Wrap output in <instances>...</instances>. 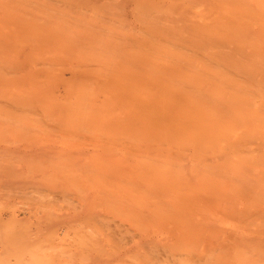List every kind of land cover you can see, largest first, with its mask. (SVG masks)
<instances>
[{"label": "rangeland", "instance_id": "rangeland-1", "mask_svg": "<svg viewBox=\"0 0 264 264\" xmlns=\"http://www.w3.org/2000/svg\"><path fill=\"white\" fill-rule=\"evenodd\" d=\"M82 1H84V3ZM82 1H80V0H65V2H64V0H40V1L39 0L38 1L37 0H35V1L34 0H26V2H25V0H7V2L6 1L3 2V0H0V2H1L0 3V68L1 67L4 68L2 70L0 69V90H1V92H0V122H1L0 123V132H1L0 133V264H36V263L40 264V262L42 264V260L40 259V257H38L37 254H39L40 251H43V253H45L44 250L45 251L47 250V253L49 254V255L48 254L45 255L48 257V260H49L48 263L49 264H129V263H127L129 261H130V264H156L155 262H157V264H160V263L161 264H166V263L167 264H182V263L183 264H187V263L188 264H204V262H205V264H206L207 262L204 261L205 259L203 260V258H205V257H206L207 261L209 260L208 264H211V263L212 264H238V263L240 264V260H241V264L244 261L247 262L248 264H251V262H253L252 260H254V261L256 260V263L264 264V254H262V253H264V224H262V223H264V220L261 219L262 217H264V205H262V204H264V190H262V188H264V177H240V176L239 177H237V176L236 177H227V175H225L224 169H221L219 167L220 165H222V167L225 168V170H226V166L229 163L228 160H230L228 157V155H229L228 153L230 152L229 151L231 148L230 143H231L232 139H234L239 144H244L242 146L246 147L247 149H254L255 148L256 151H259L261 149L264 150V142H262V140H264V131H261V128H257L256 122L255 123H251V122L247 123L250 120L246 122L247 119H249L252 116H255V115H252V114H254V112L250 111V110L254 111V105L258 104L255 101H259L258 97L256 96L257 97V99H256V97L254 96L255 93L257 95L258 91H260V90L264 91V85H262V84H264V76H262V75H264V70H262L264 68H261V66H260V65H264V58H262V60L260 58V57H264V34H262V32H264V30H261L258 27V24H257L258 22L256 23L255 20L254 21L252 20L253 18H255L258 21V18H259L258 15H249V19L251 17L252 21L247 18L248 15H246L247 16L246 18H244L245 15L244 16L242 15L243 17L240 16V17H242L241 19L244 18L246 21H248V23H247V26L245 27L247 30L244 28H240V30L241 29L242 30L239 31V29L237 30L238 25H236V23L234 21L236 19H234V20L232 19V18H236V15H231L232 18L231 17L229 18V16L226 15V19H227V16H228L230 21L232 19V21H234L236 27L232 26L233 28L230 27V30H229V27L226 24V23L229 24V22L225 23V25L228 27V29H226L222 25V23L226 19L222 15L223 10L221 9V7H219L221 3H219L218 0H204L206 2H204L203 0H199L200 1L199 3L203 4L202 6H204L203 8H199V9L201 10V9H204L206 7V9L207 8L209 9V11H207V13L210 12L211 15L209 13H208L209 15H204V14L201 15L200 13H198L200 11L199 9L197 12L196 6H195V8H196V12L198 14L196 12L195 13L193 12V10H195V8H193V7L191 8V5L192 4L195 5L196 2H198V0L197 1H195V0H191V1L190 0H188V1L187 0H182V1L179 0V3L181 1L182 3H180V4H182V5H180L178 2H175V0H171V1H169V0H162L161 1L160 0V2H161L160 5H159V3H157L158 0H118V1L117 0L116 1L115 0H82ZM176 1H178V0H176ZM80 2H82L84 5ZM87 2H88V5L86 4ZM145 2L150 3V5L153 4V5H151L153 7V9L157 8L158 10H161L162 12L164 11L163 12L164 15L163 14L160 15L159 12H161V11H159L158 13L152 12V15H150L151 12H149V13L144 12L145 14L142 11L140 12L139 8L141 6H142V8L145 7L143 10L146 9V11H148V10L153 11V9H151L152 7L150 5H148V3L146 4ZM171 2L174 3V4H172L173 8L176 7V5H178V4H179V6H177V8L173 9L170 5ZM18 3H19V5H18ZM199 3H198V5H200ZM31 4H33V6H31ZM145 4H146V6L147 5L148 6L146 7ZM161 4H163L164 6ZM204 4H206V5H204ZM9 5H11V6H9ZM22 5H23V8H22ZM173 5H175V6H173ZM161 6L164 8H162ZM187 6L189 8H187ZM211 6H213V7H211ZM215 6H218V8ZM100 7H102V8H100ZM136 7H138V9ZM157 9H156V11H157ZM166 9H168V10H166ZM187 9H189L190 11ZM169 10H171V11L175 10L172 12L173 15H171V13H167V12H170ZM74 11H76V12H74ZM84 11H86V13ZM180 11H181V13H180ZM182 11H183V14H182ZM71 12H72V14H71ZM93 12H94V14H93ZM203 12L206 13L205 11H203ZM241 12H242V10H241ZM62 13H63V15H62ZM74 13L77 15H75ZM84 13H85V15H84ZM178 13H180V14H178ZM213 13H214V15H213ZM15 14H17V15H15ZM117 14H118V16H117ZM156 14H157V16L158 15L161 16V17L159 16L161 18V20L159 17L157 20ZM215 14L217 15V17L219 16L218 18H220V21H218V22L219 23L222 22L221 25L226 30H229L230 32L232 30L233 34L232 33L231 34L235 35V36L238 35V39H240V40H238L237 38L235 39V37H233L230 33H226V35H225L223 33L224 29L220 30L221 27H220L219 31L216 30V28L219 26L218 24H216L217 20H219V19L215 18L216 17ZM66 15H68V16H66ZM153 15H155V16H153ZM111 16H112V19H111ZM259 16L262 17V15H259ZM154 17H155L156 22L154 21ZM237 17H238V15H237ZM240 17H238L236 20V21H238V23H239L238 19H240ZM139 18L142 19L143 21H141ZM211 18H212V20H213V18L217 19V20H215L216 23L214 22V20L211 22ZM138 19H139V21H138ZM170 19H172V20H170ZM223 19H224V21H223ZM81 20L83 23V25H82L83 28H81V24H82ZM167 20H169V21L167 22ZM26 21H28V23ZM159 21H162V24H160L161 22L159 23ZM226 21H228V20H226ZM243 21L244 20H241L240 25H242ZM246 21H244V22L246 23ZM174 22H176L177 24ZM204 22H205V24H204ZM249 22L252 23V26H250ZM254 22H255V24H254L255 26L253 25ZM165 23H167V24L165 25ZM179 23H180V26H179ZM50 25H52L54 27H52ZM145 25L149 28L145 27ZM159 25L160 26L165 25L168 27H166L167 29H165V27H160ZM229 25H231V24H229ZM211 26H215V28L213 29ZM244 26L242 25V27H244ZM169 27L174 29L175 31L169 29ZM173 27H176V28H173ZM179 27H181V28H179ZM163 29H164V31H163ZM76 30H78V32ZM169 30H171V31H169ZM107 31H109V32H107ZM182 31H184V32H182ZM201 31H202V33H201ZM236 31L238 32V34L235 33ZM242 31H243V33H242ZM246 31H249V32L247 33ZM63 32H65V33H63ZM75 32H77V34ZM240 32H241V34H240ZM101 33H102V35H101ZM122 33H124V34H122ZM144 33H146L148 35H146V34L144 35ZM180 33H181V35H180ZM198 33L199 34L201 33V34L199 35ZM167 34H168V36H167ZM228 34H229L228 38L233 37L235 39V41L233 40V38H231L233 41L231 39L226 38V36ZM239 34H240V37H239ZM24 35H25V37H24ZM26 35L28 38L26 37ZM198 35H199V37H197ZM230 35H231V37H230ZM42 36H43V38H42ZM203 36H205V37H203ZM212 36H214V37H212ZM220 36H222L221 39H220ZM49 37H51L52 39ZM82 37H84V38H82ZM195 39H196V41H195ZM211 39L213 40V42H211L212 41ZM215 39L216 40L219 39V40H217V42H216ZM31 40H32V42H31ZM177 40H179V42ZM220 40H221V43H223V44L225 43V45L224 46L222 44H221V46L219 45L220 49H218L219 47H216L217 45L214 46V43L215 42L218 43V41H220ZM225 40H227L228 43L231 41L230 44L232 43L231 44L232 46H230V45H228V46H230L232 49L229 48V50H231V51H228V47H226L224 52L221 53V51H223V49L221 47L225 48V46H227V44H228ZM237 40H238V42L236 44ZM223 41H225V42H223ZM251 41H252V43H251ZM74 43H76V44L74 45ZM191 44H192V46H190ZM207 44H210V46H208ZM102 45L103 46L105 45L104 46L105 48ZM110 45H111V47H110ZM211 45L216 47V49L213 47H212L213 49L210 48ZM117 47H119V48H117ZM163 47H165V48H163ZM174 47L175 48L177 47V48L174 49ZM33 48H34V51L36 50L35 53H33L34 52ZM58 48H60V49H58ZM109 48L112 50L109 51ZM179 48H180V50H179ZM38 49L40 50V52ZM255 49H257L259 52H257V50H255ZM91 50H92V52H91ZM173 50H175V51H173ZM210 50L211 51L214 50V51H212V55H210L211 54ZM215 50H218V51H215ZM61 51H63L64 53ZM93 51H94V53H93ZM95 51H97V52H95ZM105 51L106 52L109 51V52L106 53ZM164 51L167 54L164 53ZM238 51H239V53H238ZM173 52H175V53H173ZM240 52H242V53H240ZM114 53L118 54L120 56L117 57V55H115ZM183 53H185V55H183ZM195 53H197V54L200 53L198 55L199 57L196 56L197 54L195 55ZM224 53H226V57H225ZM108 54L111 56L108 57ZM113 54L115 55V57H112V56H114ZM164 54H166V55H164ZM170 54L173 55V58ZM231 54H233V55H231ZM256 54H258V56ZM41 56H42V58H41ZM126 56H127V58H126ZM132 56H134V57H132ZM220 56L223 58H221ZM183 57H185V58H183ZM209 57L210 58L212 57L213 59L211 60ZM53 58L56 60H54ZM105 58H106V60H105ZM160 58L163 60V62H162V60H160ZM175 58H177V59H175ZM182 58L184 60H182ZM215 58H219V59H215ZM38 59H40V60H38ZM74 59H75V61H74ZM116 59L117 60L121 59V60L117 61ZM178 59H179V61L180 60L181 61L179 62ZM209 59H210V61H209ZM214 59L218 60L216 62L217 65L223 64L224 67L222 65L221 66L223 68H221V67L219 68L218 66L216 67V64H214L215 63ZM57 60H58V62H56ZM159 60H160V62H159ZM234 60H235V62H234ZM236 60L238 61V63ZM253 60L256 63H258L257 65H259L261 69L259 68V66L257 67V65L254 64ZM40 61H41V63H40ZM43 61L44 62L47 61V62L44 63ZM211 61L212 62L214 61V63H212ZM250 61H251V63H249ZM261 61H262V63H261ZM210 62L212 64H210ZM239 63H241V64H239ZM41 64H43V65L41 66ZM175 64L177 67L175 66ZM204 64L208 65V66H206V69L208 67L207 70H205V67H203ZM102 65H103V67H102ZM186 66H188V67H186ZM5 67H6L7 71L5 70ZM105 67H106V70H105ZM148 67H150V68H148ZM77 68H79V69H77ZM97 68H99V69H97ZM146 68L148 69L147 71H146ZM199 68H200V71H199ZM209 68H211V69H209ZM212 69H216L214 71V75H213ZM53 70H54V73H53ZM208 70H210L209 73L212 74L213 76L208 74V72H207ZM220 71L222 73L221 74L222 77L220 76ZM15 72H17V73H15ZM33 72H34V75H32V78H31V74H29V73H33ZM198 72H199V74H196ZM55 73H57V74H55ZM107 73H109V74H107ZM200 73H201V75H200ZM215 73H216V75H215ZM223 73L225 76L223 75ZM6 75H8V76H6ZM123 75H125V76H123ZM226 75L230 76L232 78H230V77L227 78ZM113 76H114V78H112ZM198 76L200 78L202 77V79H200ZM205 76L209 77L208 81L211 78L212 79L209 82L207 81V79H204V80H206L204 82L203 78ZM217 76L221 77V79L220 78L218 79ZM223 76L226 79H229V82L231 81V79L234 82L233 83H227V82L223 83L222 82L223 79H224V82L226 80ZM246 77H247V79H246ZM10 78L11 79L14 78V79L10 80ZM33 78H34V80L37 79L39 82L34 81ZM215 78H216V80H215ZM241 78L242 79L245 78V79L242 80ZM15 79H16V81H15ZM76 79H77V81H76ZM111 79H113V80H111ZM114 79H115V81H114ZM176 79H178L179 81ZM109 80H110V82H109ZM201 80H203L201 82L203 84L201 86H199V84H201V83H199ZM213 80L215 83H213ZM30 81L34 82V83H31ZM79 81H81V82H79ZM116 81H118V82L116 83ZM216 81L219 83H222V85L217 87V85H220V84L217 83V85H216ZM174 82L175 83L177 82V83L173 84ZM69 83L72 84L71 87H70ZM179 83H180V85H179ZM234 83H235V85L237 84V86L232 85ZM244 83H246V84L244 85ZM33 84H35L36 86ZM113 84L116 87L118 86L120 88V90H118L119 89L118 87L116 88L115 86H112ZM138 84H139V86H138ZM186 84L191 85L192 87L189 86L190 88H188V86ZM224 84H227L226 85L227 89L225 88ZM228 84L231 85L232 87L229 86ZM30 85H31V88H33V89L30 88ZM32 86H35V88ZM46 86H47V88H46ZM177 86H179V87L176 89ZM186 86H187V88H186ZM228 86H229V88H228ZM238 86H240L241 88H237V91H235L234 89H236V87H238ZM242 86H244V88ZM246 86L248 87L249 91H250V87L251 88L254 87V89L256 88L258 91L255 89L257 92L253 91V93L254 92L255 93L252 94L251 96L248 95V97H247L245 94V91H246V93H249V92H247V90L244 91V89H247ZM90 87H94V88H90ZM198 87H201V88L203 87L202 90H200V91H202L201 93L198 91V93L195 94L196 96L193 93L190 94V96L194 95L195 97H197L198 95H201V96H198L199 98L197 97L198 99L193 98V96L189 97V95H185L186 90H187V93L189 92L190 89H194V91L193 90L192 91L195 92V90H199ZM219 87L220 88L223 87L221 89V91H220V89H218ZM70 88H73V89H70ZM173 88H175V89H173ZM182 88L186 89V90H184L185 93H184V91H182L183 90ZM215 88H217V89H215ZM224 88H225V91L223 90ZM231 88H234V89H231ZM30 89L33 91V93H34V91H36L34 93V95H32L33 93ZM121 89H122V91H121ZM81 90L82 91L84 90V92H81ZM241 90H243L242 92L244 94L241 92ZM79 91L81 93H79ZM146 91H148L147 92L148 94L146 93ZM203 91H207V92L209 91L210 95L207 92H203ZM231 91H235V94H234V92H231ZM238 91L243 95V96L242 95H240V96L243 97L244 99H246V103L241 104L242 103V101H241V103H239V105L235 107L234 104L240 101V96L238 97V95L240 93ZM150 92L151 93L153 92L154 97H152ZM37 93H38V95H37ZM49 93H51V94H49ZM78 93L81 95H79ZM232 93H233V95H231ZM30 94H31V96H30ZM40 94H41V97H39ZM56 94H58V95H56ZM82 94H85V95H83L84 99L83 100L78 99V96H79V98L82 99ZM207 94H208V96H207ZM250 94H251V92H250ZM49 95H51V96H49ZM53 95L55 98L52 97ZM143 95H144V97H143ZM147 95H149L150 97L148 98ZM203 95H205V96L203 97ZM214 95H215V97H214ZM66 96H67V98H66ZM155 96H157V97H155ZM186 96H188V97H186ZM210 96H212L213 98L211 97V99H210ZM35 97H36V99H34ZM94 97H96V98H94ZM200 97H201V100H200ZM249 97H250V99L255 97L254 101L249 100L250 102H248L247 99ZM19 98H21V99H19ZM40 98H41V100L42 99H44V100L41 101ZM110 98H111V100H110ZM187 98H189V99H187ZM190 98H193V99H190ZM219 98L220 99L222 98L221 99L222 102H224V103L226 102L225 104L227 105L228 108L225 107L224 103H223L224 106L221 104L222 102H220L221 100ZM235 98H236V100H235ZM37 99H38V101H37ZM76 99H77V101H76ZM105 99L108 101H106ZM130 99L132 101H130ZM173 99L177 103L175 105V102H172L173 103V106H172V105H170V103H171V101H173ZM218 99L220 100L219 106L221 105L223 107L218 106L219 102L216 103V101H218ZM89 100H91L92 102ZM127 100H129V101H127ZM241 100H242V98H241ZM2 101H4V102H2ZM20 101H21V103H20ZM67 101H69V102H67ZM71 101H73V102H71ZM104 101L107 103V105ZM134 101H135V103L139 102L138 104L136 103L137 105H139L138 107L136 104L134 105ZM178 101L181 103V105L178 104ZM197 101L203 102L204 105L206 104V106H208L209 108L208 107L202 108L203 103H199ZM212 101H214V102H212ZM45 102H46V105H45ZM64 102H67V103H64ZM162 102H163L166 110L170 109L169 111H171V112H168V114L170 113V115L171 114L173 115L175 112L178 111V113H175L176 116L173 117V122L172 121H171V123L169 122L171 125L169 123H166V121H165V120H167L166 118L163 119V117H165V116L167 117V115H165L166 111H164V109H163L164 107H163ZM231 102H233L234 104ZM131 103H133V104H131ZM243 103H244V101H243ZM124 104H127L130 107L127 105H124ZM195 104H196V106H195ZM72 105H73V107H72ZM174 105H175V107H177V105H178V107H180V109L182 107H184L186 109V107L188 106V108L191 111L189 109L188 110L186 109L185 111H190V112H188V114L185 113V111H184L185 114L181 113L179 110H177L178 108L176 109L174 107ZM48 106H50L49 107L50 109L48 108ZM52 106H54V109ZM89 106H91V107H89ZM92 106H93V108H92ZM110 106H112V107H110ZM106 107L109 109H104ZM113 107H114V109H113ZM168 107H171V108L174 107L175 108L174 113H173L172 109L168 108ZM230 107H232V108L230 109ZM137 108L140 110L139 114H140V112L142 113L143 111L146 112V113L145 112L142 113L143 117L141 116L142 117L141 120H143V118H144V120L146 122L144 120L143 121L139 120L140 115L137 113L138 112ZM144 108H145V110H144ZM218 108L223 109V111L221 109H218ZM18 109L19 110L22 109L23 111L21 110L20 112H18L19 111ZM102 109H104V110H102ZM202 109H203V111H202ZM6 110H8V111H6ZM48 110H50V111H48ZM96 110H98V111H96ZM159 110L164 111L163 113H165V114L163 115V117H161V115L163 113H161V111H159ZM181 110L183 112V109H181ZM208 110L209 111H215V114L213 113L215 116L213 117V115H212V117H210L211 114H209L207 112ZM248 110L250 111V114L247 113L248 114L247 115L246 112ZM2 111H3V114H2ZM51 111H53V112H51ZM128 111H130V112H128ZM153 111H154V113H153ZM216 111H217V113H216ZM226 111L230 112V113H226L227 116L224 115ZM235 111L237 113L240 111L242 114H244V113L246 114V115L242 116V117L245 116L246 120H244L245 118L244 119L242 118L241 119L242 121H241L239 118H240V115H242V114L239 115V113H238L239 118H237V119L241 122H243V120H244L247 123V125H246L244 122V124L246 126H248L250 124V126H249L250 128L246 127L245 125L243 127L242 123L240 125V128H237V127H239L240 122L238 123V126L234 127L232 125L234 128L233 127L228 128L229 124L226 125L227 123H230V125H231L234 122L233 124L236 125L237 123L235 121L238 122L237 119H234L236 115L234 116V118L232 116V112L235 113ZM27 112H29V113L32 112L31 115L32 114L35 115L34 114V112H35L36 115H35V117L33 115L31 116ZM98 112H99V115H98ZM119 112H120V114H119ZM158 112H160L161 114L160 113L158 114ZM179 112L181 114H179ZM262 112H264V111H262ZM197 113H198V115H197ZM135 114L139 115V116H136ZM182 114H184V116L187 114L186 117H188L189 119L184 117ZM229 114H231L230 119H229V116H230ZM18 115H20V116H18ZM37 115L40 118L39 117L37 118L36 117ZM188 115H190L191 117ZM216 115L218 117H216ZM249 115H251V116L249 117ZM22 116H24V117H22ZM102 116H104L103 117L104 119L102 118ZM30 117H33L35 119L30 118ZM137 117H138V120L142 124L139 121H137ZM157 117H161L160 118L161 123L159 122V119ZM170 117H172V116H170ZM176 117H178L180 120H178V118H176ZM215 117L218 120H220L221 122L223 121L222 124L226 123L225 125L223 124L221 126L220 122L216 120V122H219V124H216V125H220L221 127L224 126L222 128L225 130V134H223L224 136L220 133L218 134L217 132H215L217 130H214V129H212V133H211V134L217 133L216 135L215 134L214 135L215 136L219 135V137H221V138L223 137L222 139H226V142L223 144L222 143L220 144V142L225 141V140H221V138H219V137H217V141H215L216 137L215 138L211 137L209 139L208 135H210V134H208L207 131H210V130L207 129V131H204L203 127H202L203 122H204L203 119L205 120V123H206V121L208 122L209 120H211V118L213 119ZM219 117L221 119H219ZM41 118L44 120H42ZM50 118H51V120H50ZM174 118H175V120H174ZM231 118H233L232 119L233 121L231 120ZM25 119H28V121L27 120L25 121ZM59 119H61V120H59ZM108 119H109V121H108ZM133 119H134V121H133ZM170 119H172V118H170ZM176 119H177V121H176ZM190 119L192 121L194 120L193 121L194 123L191 122ZM39 120H40V122H38ZM91 120H92V123H91ZM102 120H103V122H102ZM105 120L108 122H106ZM128 120H131V121H128ZM198 120H199V122H198ZM213 120L215 121V119H213ZM43 121H45V122L49 121L50 123L49 122L48 123L46 122V123L50 124V127L48 128L49 125L46 126V123ZM162 121H164L165 123ZM32 123H33V125H32ZM34 123H36L37 125H35ZM39 123H40V126H42V129H40ZM42 123L43 124L45 123L46 127L44 129H43L44 126L42 125ZM19 124H20V126H19ZM86 124H88V125H86ZM155 124L158 125V129H157ZM165 124L169 125L168 129H167ZM213 124H214V122H212L211 124L209 122L210 126H213ZM253 124H256V125H253ZM25 125H26V127H25ZM28 125H30L29 126L30 128L27 127ZM34 125L36 126V128ZM71 125H72V127H71ZM95 125H97V126H95ZM99 125L102 127H99ZM91 126H92V128L93 127H99V128L98 129L94 128L95 130H92ZM107 126H108V128H107ZM196 126H197V129L201 130L200 132H198V130H196ZM86 127H89V128H86ZM204 127L206 128V125H204ZM241 127H243L244 130ZM26 128H28L29 130ZM76 128H78V129H76ZM110 128L112 130H109ZM216 128H218V126H215V129ZM103 129H105V132ZM171 129L174 131H172ZM228 129H229V131H228ZM232 129L238 130L240 132V133L238 132L239 136L242 134L243 135L245 134V136L242 135L243 139L240 138L241 136L238 137V135L236 134L237 133L236 130H234V132L232 131L234 135L232 134V136H231L230 130H232ZM245 129H247L250 133L247 132L248 133L247 134ZM62 130H66V131L63 132ZM179 130H180V132H179ZM255 130H256V132H253ZM2 131H4V132H2ZM52 131H54V132H52ZM196 131L198 133H201V134H199L200 137L204 136L205 138H200L199 136H197L198 134L196 133ZM220 131L222 133H224L223 130L220 129L219 132ZM244 131H245V133H243ZM115 132L116 133L118 132V133L116 134ZM142 132H144V133L146 132V133L143 134ZM177 132H179V133L177 134ZM62 133H64V134H62ZM194 133H196L197 135H195ZM227 133H229L228 134L229 136L227 135ZM65 134H66V137H65ZM107 134H109V135L105 136ZM173 134H175V135H173ZM147 135H149L150 140H148L149 137H147ZM185 135H186V137H185ZM189 135L194 137L193 138L194 139V143H193L194 145L192 144L193 139ZM205 135H207L208 137H206ZM214 135H212V136H214ZM82 136L84 138H86V140L84 138H83L84 139L83 140ZM104 136H105V138H104ZM172 136H177V137H172ZM188 136H189V139L190 138L192 139L191 143L187 142ZM252 136H254V137H252ZM229 137H231V138H229ZM71 138L74 139V141ZM174 138L178 139L179 141L174 139ZM227 138H229V139L227 140ZM244 138H246L248 140H251V139L254 140L255 139L254 140L255 145L253 144V142L251 143V145L248 144L250 141L248 142V140H246ZM261 138H262V140H261ZM152 139L157 140V141L155 140L154 143H156V145H159V146L158 147L155 146V151H157L158 148L160 149V151L162 150V152L159 151L160 153H162V155H158V156H164V157H160L163 160L160 158H156V159H158V160H156L157 162L152 160V159H154V158H152V157H154V155H152L154 149L151 152L152 154L148 150H151L153 147L152 145H155V144H153V142L152 143L150 142L152 144L151 145L149 142H147V140L151 141ZM195 139H196L198 145H196ZM201 139H202V142L201 141L200 142L202 143V145L199 143V140H201ZM75 140L78 142H75ZM209 140L212 142H210ZM219 140H221V141L219 142ZM260 140H261V142H260ZM133 141H135L136 143ZM158 141H161L162 143L159 142V144H157ZM131 142H133V143H131ZM138 142H140V144H143L144 147H142V145H140V144H137ZM105 143H107V144H105ZM126 143H129V146ZM160 143L162 144V146ZM216 143H217V145H214ZM117 144L120 146H118ZM136 144L140 145L139 147L137 146L138 150L140 149V147L142 149L143 148L147 149L146 152L142 155H147V156H149V154L152 155V157L149 156L152 161L149 159H147V160H149L148 163L150 161L151 162L154 161L152 163L153 165L152 164L145 165V164H147V163H145L147 161H145L143 159V156L141 158L140 153H143L145 149L141 152L134 154L133 148L136 146ZM175 144H177V145H175ZM181 144H182V146H181ZM256 144H258V145H256ZM95 145L98 147H96ZM110 145H111V147H110ZM122 145L125 146L124 149H123ZM131 146H134V147L132 148ZM177 146L179 148V151H177L178 150ZM258 146L259 147L262 146V148L260 147V149H259ZM118 147H120V148H118ZM180 147H182L183 149L181 148L182 149L181 150ZM109 148L112 150H110ZM126 148H129V150ZM175 148H177V150ZM166 149H173V151L175 149L177 151L176 152L177 154H178V152L179 153L182 152L183 154L182 153L180 154L181 158L179 156L178 157L181 160H183V162L182 163H179L180 161L177 162V160H179V158L177 159V156H175L177 154H173L174 158H176L177 160L172 162L171 159L173 157L171 159L168 158L169 156L166 157L167 156L166 155ZM217 149H219V150H217ZM130 150L132 152H130ZM138 150H136L134 148V151H138ZM170 151H172V150H170ZM127 152L132 153V154L128 155ZM216 152H218V153H216ZM54 154H55V156H54ZM155 154H156V152H155ZM168 155H170V154L168 153ZM207 155H209V156H207ZM147 156H146V158H148ZM193 156H195V157H193ZM165 157L168 158L167 162L165 161L166 160ZM207 157H209L211 159H209ZM74 158H76V159H74ZM37 159H40V160L38 161ZM207 159H208V161L209 160L211 161V162L209 161V163H211L212 165L214 164L213 167L210 164L211 166H209V168L211 170L213 169L214 171L216 170L217 172H219L218 174L216 171H215L216 173L212 171L213 172V175H212L210 169L208 168V165L206 166L208 168L207 170H206V168H204L205 166H203L202 164H204V165L208 164ZM171 162H172V164H171ZM192 162L194 164L197 162L196 166L200 165L199 166L200 168L193 165ZM217 162H219V164H220V162H222V164H220L218 166ZM238 162L239 161H235L234 163H238ZM164 164H165V166H164ZM174 164L176 165V167ZM231 164L232 163H230V165ZM156 165L160 166L162 170H160L159 168L158 169L155 168ZM237 165H236V167H237ZM147 166H149V167H147ZM249 166H250V164L247 165V167H245L244 169L242 168V170H240L241 169L240 166H239L240 168L237 167V169L239 168L238 170H240L238 173H240V175H242V176H248V174H246V173H247ZM67 167L68 168L70 167V168L68 169ZM77 167H78V169H76ZM233 167H235V166H232V168ZM106 168H108V170ZM153 168H155V169H153ZM191 168H193V169L198 168L197 169L198 171H195ZM97 169H98V171H94ZM145 169L148 171H146ZM80 170H81V172H80ZM227 170H228V168H227ZM227 170H226V172H227ZM105 171H106V173L107 172H109V173L106 174V173H104ZM110 171L114 172V177L112 175L113 173H111ZM142 171H144V172L142 173ZM153 171L154 172L156 171V174ZM157 171H159V172H157ZM162 171L163 172L168 171L167 172L168 177H167V175L165 177L164 173H166V172H164L162 174ZM174 171H176V172L179 171L180 173H183V174H181L182 176H179L180 175L179 173H178V175H173V174H176V173H174ZM41 172H42V174H41ZM95 172H97V173H95ZM115 172L118 174V177H120V178L117 177ZM120 172H122V173H120ZM196 172H198L199 174ZM204 172H206V174H210L213 177H211V178L210 177H201L204 174ZM141 173H142L143 177L140 175ZM157 173L162 174L163 177L161 175H158ZM227 173H229V172H227ZM98 174L103 176V177L98 176ZM107 175H109V176H107ZM119 175H122V176H119ZM106 176L108 178H106ZM47 177H49V180ZM109 177H111V179ZM112 177H113V179H112ZM126 178H127V181H126ZM205 178H207V179L210 178L211 180H213L212 185H214L215 189L218 188V191L215 192V189L213 188L212 185L211 186L207 185V184L211 183V180L209 181V180H206ZM215 178L218 179L217 182H214V181H216ZM117 179L119 180V182ZM168 179L171 180V181H169V184H168L169 186L166 185L168 183ZM203 179H205V181H206V183H205L206 187L209 186L208 189H210V187L213 188L212 189V190H214L213 194L215 193V195H212V197L208 192H206L208 189L204 187V182H203L204 180ZM227 179L228 180L231 179L230 184L227 183ZM64 180H65V182H64ZM105 180H106V182H105ZM129 180H131L130 181L131 185L129 184L130 183ZM238 180H239V183H241V184L237 183ZM133 181H134V183H133L134 185H132ZM201 181L203 183H201ZM207 181H209V182H207ZM125 182L127 185L125 184ZM73 183H74V185H73ZM106 183H108V184H106ZM113 183L116 184V186ZM145 183H146V186H148V187L151 185V188L149 187V189H148V188H146V186H143V185H145ZM200 183L202 185V188L206 189V190L203 191V189H201V192L198 193V191H196L195 189H197L200 186ZM215 183H216V185H215ZM260 183H262V187L260 186L261 188L259 189V186L257 187L255 185H260ZM162 184H163V186H162ZM242 184H244V186L247 185L246 187L250 186V188H246V187L242 186ZM195 185L197 187H195ZM251 185H253L254 187ZM114 186L117 188H115ZM172 186H174V187L172 188ZM241 186L244 188L242 189ZM135 187H136V191L134 192L133 190L135 189ZM137 187H138V190H137ZM144 187H145V190H144ZM240 187H241V189H240ZM255 187H257L258 189H256ZM118 188H120V189L116 190ZM139 188L141 190H139ZM178 188L180 189L181 192H179ZM238 188L241 191H243V190L249 191V193H248V191L245 192V195H244V191H243L242 193L244 196H246L247 194H249V196L250 195L251 196L250 197L246 196L244 198L241 191H238ZM151 189H152V191H151ZM186 189L187 190L189 189L188 190L189 192H187ZM129 190H130V192H129ZM212 190H211V192H212ZM137 191H139V192L142 191V194L140 195V193H138ZM171 192H174V194ZM148 193L150 194V196L148 195ZM160 193H163V195H166V197H168V200L166 199V197L164 199V197H162L163 195ZM183 193H184V195H183ZM207 193H208V195H210V196L204 195L205 197H207L206 199L209 198L208 200L205 199V201H207V202H205V201L201 202L202 199L204 198V196H203V198H201L202 196L200 197L201 198V200L199 199L200 202L196 201V199H197L196 196L199 198V195H202V194L207 195ZM75 194H76V196H75ZM78 194H80V195H78ZM100 194L103 196L104 199L102 198V196ZM176 194H177V196H176ZM216 194H218L217 196L219 198L216 197L215 199H213L214 200V202H213L212 198H214V196H216ZM219 194L222 196V199H220ZM81 195H83V196H81ZM185 195L189 196V198L186 197ZM130 196H132V197H130ZM191 196L192 197L194 196V198H192ZM74 197H78V199L74 198ZM210 197H211V199H210ZM224 197H226L225 199L228 198L226 200V201H228V204H226ZM79 198H81V199H79ZM217 198L220 200H216ZM188 199H189V202H188ZM82 200H83V202H82ZM121 200H122V202H120ZM123 200H125L127 202V204ZM130 201L133 203H131ZM194 201H195V203H194ZM170 202H171V204H170ZM175 202H177V203H175ZM196 202H198V203H196ZM138 203H140L141 205ZM167 203H169V204L167 205ZM203 203H205V205ZM229 203H231V206L229 205ZM232 203H234V204L236 203L237 205H234ZM131 204H132V206H131ZM175 204H176V206H175ZM245 204L247 206H245ZM248 204L249 205L253 204L254 208L250 209L249 208L250 206ZM254 204H256V205L254 206ZM158 205H159V207H158ZM160 205H162V206H160ZM169 205H170V207H169ZM203 205L205 206V208ZM143 206H145L146 208L144 209ZM72 207H73V209H72ZM119 207L121 208V210ZM147 207H148V209H147ZM246 207L248 209H246ZM242 208H245L244 209L245 211ZM255 208L257 211L256 215L258 214V211H260L258 214L259 216H256L254 214L256 217H258L259 220L254 219L255 216L253 217V213L252 214L249 213L250 212L249 209L252 211ZM130 209H132V211ZM231 209H235V210H231ZM236 209H238V212ZM129 211H130V215L135 214L136 216L135 215L130 216ZM228 211L230 213H231V211L232 212L235 211V212L231 213L233 215H230L228 213ZM131 212H133V213H131ZM141 212L142 213L144 212V213L142 214ZM239 212L240 213L243 212V215L240 216ZM253 212L255 213L254 210H253ZM124 213H126L125 216H124ZM163 213H164V215H163ZM235 213H237L239 216H237ZM122 214H123V216H122ZM220 214H222V215H220ZM142 217H144L146 220ZM150 217H152V218H150ZM154 217H156L157 219ZM161 217H162V220H161ZM98 218H100V219H98ZM159 218H160V220H159ZM94 219H95V221H94ZM152 219H153V221H152ZM155 219H156V221H158L157 222L158 224L156 223ZM144 220H145V222H144ZM147 220L148 221L150 220V223L147 222ZM8 221H9V223L7 224ZM94 222H95V224H94ZM151 222H153V223H151ZM159 222L161 224H159ZM148 223L152 224V225H148ZM12 224H14V225H12ZM154 224H156L157 228H155ZM184 224L186 225L185 227H184ZM96 225H97V227H95ZM144 225L146 227H144ZM101 227H102V229H101ZM142 227H143V229H142ZM147 227L148 228L151 227V228L148 229ZM107 228H108V230H107ZM144 228H145V230H144ZM183 228H185V229L188 228V229L185 230ZM146 229H148L147 232H146ZM111 231L113 232V234ZM141 231H143V232H141ZM182 232H185V233H182ZM211 232H212V234H211ZM107 234H109L110 236H108ZM116 234H117V236H116ZM184 234L186 235V237H188L189 242L183 243L185 241V239L188 240ZM192 234L194 236L193 239H192V237H193ZM183 235L185 238L184 240L182 239ZM188 235H190V236H188ZM198 236H199V238H198ZM201 236L202 237L207 236V238L205 239V238H202ZM211 236L213 237V240L215 242H213ZM119 237H121V238H119ZM196 238H198V240ZM230 238H232L233 240ZM180 239H182V243H181ZM194 239H196V240H194ZM203 239H205L206 241H203ZM48 240H49V243L46 244L48 242ZM97 240H99V241H97ZM234 241L237 242L236 244L239 245V247L237 245H235ZM243 241H244V243H243ZM193 243H195V244H193ZM182 244H184V245H182ZM217 244L219 247L216 246ZM222 244L223 245L225 244L224 247L226 246V248L229 249L228 253L230 255L228 253H226L227 251L225 252L226 254H224V251H222L223 252V254H222L221 250L226 249L224 247H221ZM229 244L233 245V246H229ZM194 245H196V247H194ZM204 245H205V247H204ZM227 245H228V247H227ZM214 246L217 248H215ZM234 246H235V248L237 247L236 250L238 249L239 253H238V250L236 252V250L234 248L231 249ZM34 247L37 249L35 250ZM152 247L155 249L158 248V250L156 249L158 251V253L161 252L159 254L162 256L160 257L158 255V258L160 257L158 260L155 259V261H154V259H153V261H152V259L150 260V258H149L150 253H153V250H155V249L151 250ZM207 247L210 249L209 254H211V252H212V255L214 256L213 259H212V256H210L209 254H205V252L208 253ZM211 248H213V250ZM147 249L150 251V253L148 252L149 254L147 253V251H148ZM163 249H165V250H163ZM189 249H190V251H189ZM204 249L207 251H205ZM215 249H216V251H214ZM37 250H39V251H37ZM143 250H144V252H143ZM192 250H194V251H192ZM259 251H261V252H259ZM163 252H165V253H163ZM214 252H215V254H214ZM166 253H168V254H166ZM175 253H177V256H175L176 255ZM181 253H182V255H181ZM185 253H187V254H185ZM219 253H221L222 256L224 255V257L222 258V256H221V259H220L221 254H219ZM178 254H179V256H178ZM198 254H202V255H198ZM216 254H218V255H216ZM237 254H239V255H237ZM135 255H137V256H135ZM164 255L168 256V258H167L168 261H166L167 259H166V256H164ZM172 255H174V256H172ZM227 255L229 258H227ZM202 256H205V257H202ZM208 256L211 257L210 259L212 260V262L208 258ZM245 256H247V257H245ZM136 257H138V258H136ZM162 257H163V259H162ZM170 257H172V259ZM176 257L177 258L179 257L178 258L179 260L176 259ZM38 258L40 259V261ZM139 258L141 259L140 263L138 262V260H140ZM242 258H244V261ZM131 259H133L134 262H133V260L131 262ZM200 259H202V260H200ZM227 259L229 261L226 262ZM233 259H235V261ZM147 260H149L150 262ZM170 260H172V262ZM173 260H174V262H173ZM224 260H225V262H224ZM147 262H149V263H147Z\"/></svg>", "mask_w": 264, "mask_h": 264}, {"label": "bare ground", "instance_id": "bare-ground-1", "mask_svg": "<svg viewBox=\"0 0 264 264\" xmlns=\"http://www.w3.org/2000/svg\"><path fill=\"white\" fill-rule=\"evenodd\" d=\"M4 1L7 2V0H3V2H4ZM34 1H35V0H34ZM37 1H38V0H37ZM39 1H40V0H39ZM80 1H82V0H80ZM115 1H116V0H115ZM117 1H118V0H117ZM161 1H162V0H161ZM169 1H171V0H169ZM181 1H182V0H181ZM181 1H180V3H182ZM187 1H188V0H187ZM190 1H191V0H190ZM195 1H197V0H195ZM203 1H204V0H203ZM8 2H9V1H8ZM18 2H19V1H18ZM20 2H21V1H20ZM25 2H26V0H25ZM64 2H65V0H64ZM78 2H79V1H78ZM82 2L84 3V1H82ZM82 2H80V3H82ZM111 2H112V1H111ZM173 2H174V1H173ZM175 2H178V3H179V0H178V1L175 0ZM175 2H174V3H175ZM185 2H186V1H185ZM199 2H200V1L198 0V2H196L197 5H196V4H195V5H194V4L191 5V8H192V7L195 8V6H196V8H197V12H198V9H199V8H203V7H204V6H202L203 4H200ZM204 2H206V1H204ZM218 2L221 3L219 7H221V9L223 10V11H222V15H223V17H225V19H226V15H228L229 18H230V17L232 18L231 15H236V18H232L233 20H234V19L237 20V18L240 17V16H242V15H243V16L245 15L244 18H246V17H247L246 15H248V17H247L248 19H249V15H258V17H259V18H258V21H257V19H255V18H253V17H252V18H253L252 20H253V21L255 20L256 23L258 22V23H257V24H258V27H259L261 30H264V0H218ZM0 3H1V2H0ZM22 3H23V2H22ZM59 3H60V2H59ZM83 3H82V4H83ZM112 3H113V2H112ZM145 3L147 4L148 2H145ZM153 3H154V2H153ZM157 3H159V5H160V3H161L160 0H158ZM162 3H163V2H162ZM174 3L171 2V4H170L171 7H172V4H174ZM180 3H179V4H180ZM198 3H199L200 5H198ZM202 3H203V2H202ZM219 3H218V4H219ZM27 4H28V3H27ZM86 4L88 5V2H87ZM96 4H97V3H96ZM108 4H109V3H108ZM146 4H145V6H146ZM176 4H177V3H176ZM179 4L176 5V7H174V8H177V6H179ZM218 4H217V5H218ZM18 5H19V3H18ZM25 5H26V4H25ZM51 5H52V4H51ZM51 5H50V6H51ZM83 5H84V4H83ZM83 5H82V6H83ZM148 5H150V3H148ZM148 5H147V6H148ZM151 5H153V4H151ZM151 5H150V6H151ZM161 5H163V4H161ZM180 5H182V4H180ZM204 5H206V4H204ZM9 6H11V5H9ZM31 6H33V4H31ZM50 6H49V7H50ZM147 6H146V7H147ZM150 6H149V7H150ZM163 6H164V5H163ZM173 6H175V5H173ZM198 6H199V7H198ZM213 6H214V5H213ZM213 6H211V7H213ZM41 7H42V6H41ZM121 7H122V6H121ZM134 7H135V6H134ZM139 7H140V6H139ZM151 7H152V6H151ZM161 7H162V6H161ZM215 7L218 8V6H215ZM22 8H23V5H22ZM33 8H34V7H33ZM91 8H92V7H91ZM91 8H90V9H91ZM100 8H102V7H100ZM136 8L138 9V7H136ZM136 8H135V9H136ZM141 8H142V6L139 8V11H140V12H141V11H142L143 13H144V12H146V13L151 12L150 15H152V12H154V13H155V12L158 13L159 11H161V10H158L157 8H156V9H157V11H156V9H153V7L151 8V9H153V11H150V10L146 11V9L143 10L145 7H143L142 9H141ZM162 8H164V7H162ZM172 8H173V7H172ZM174 8H173V9H174ZM187 8H189V7L187 6ZM191 8H190V9H191ZM196 8H195V10H193L194 13L196 12ZM1 9H2V8H1ZM66 9H67V8H66ZM68 9H69V8H68ZM137 9H136V10H137ZM148 9H149V8H148ZM204 9H205V10H204ZM204 9H201V10L199 9L200 11H199L198 13H200L201 15H203V14H204V15H209L210 12H208L209 14L207 13V11H209V9L207 8V9H208V10H207L206 7H205ZM11 10H12V9H11ZM16 10H17V9H16ZM40 10H41V9H40ZM53 10H54V9H53ZM115 10H116V9H115ZM120 10H121V9H120ZM163 10H164V9H163ZM166 10H168V9H166ZM171 10H172V9H171ZM171 10H169L170 12H167V11H166V12H167V13H171V15H173L172 12L175 11V10H173V11H171ZM187 10H189V9H187ZM241 10H242V12H241ZM42 11H43V10H42ZM189 11H190V10H189ZM201 11H202V12L205 11L206 13H204V12L202 13ZM44 12H45V11H44ZM74 12H76V11H74ZM84 12L86 13V11H84ZM163 12H164V11H163ZM163 12H162V11L159 12L160 15H161V14L164 15ZM191 12H192V11H191ZM197 12H196V13H197ZM235 12H236V13H235ZM69 13H70V12H69ZM85 13H84V15H85ZM116 13H117V12H116ZM174 13H175V12H174ZM180 13H181V11H180ZM180 13H178V14H180ZM198 13H197V14H198ZM17 14H18V13H17ZM17 14H15V15H17ZM48 14H49V13H48ZM48 14H47V15H48ZM71 14H72V12H71ZM74 14H75V13H74ZM93 14H94V12H93ZM144 14H145V13H144ZM175 14H176V13H175ZM175 14H174V15H175ZM178 14H177V15H178ZM182 14H183V11H182ZM182 14H181V15H182ZM200 14H199V15H200ZM219 14H220V13H219ZM62 15H63V13H62ZM75 15H77V14H75ZM81 15H82V14H81ZM104 15H105V14H104ZM160 15L157 16V14H156V18H157V20H158V17H159ZM210 15H211V14H210ZM213 15H214V13H213ZM215 15H216V14H215ZM237 15H238V17H237ZM259 15H262V17H260ZM13 16H14V15H13ZM66 16H68V15H66ZM112 16H113V15H112ZM112 16H111V19H112ZM117 16H118V14H117ZM134 16H135V15H134ZM153 16H155V15H153ZM228 16H227V19H226V20H228V21H226V20L224 21V19H223V21H224L223 23H222V22H220V23L218 22V21H220V18H218L219 16L217 17V15H216V17H215V18H218L219 20L213 18L214 22L216 23L215 20H217V23H216V24L219 25V26L217 25L218 27L216 28V30L219 31V29H220V27H221L220 30H223V29H224V30H223V33H224L225 35H226V33H230V34H231V33H232V30H231V32L229 31V30H230V27H232V26H233V27H236V26H235V23H236V25H238V26H237V30L239 29V31H241L242 29L240 30V28H244V29H246L245 27L247 26L248 21H246L244 18L241 19L243 16L240 17V19L246 21V23L243 21L245 24L242 22V25H243V26L245 25L244 27H242V25H240V24H241V23H240V22H241L240 19H238V20H239V23H238V21H236V20H234V21H235V23H234V21H232V19H231V21L229 20ZM20 17H21V16H20ZM38 17H39V16H38ZM96 17H97V16H96ZM160 17H161V16H160ZM160 17H159V18H160ZM212 17H213V16H212ZM220 17H221V16H220ZM234 17H235V16H234ZM39 18H40V17H39ZM28 19H29V18H28ZM62 19H63V18H62ZM66 19H67V18H66ZM79 19H80V18H79ZM94 19H95V18H94ZM108 19H109V18H108ZM134 19H135V18H134ZM139 19H140V18H139ZM139 19H138V21H139ZM201 19H202V18H201ZM221 19H222V18H221ZM41 20H42V19H41ZM117 20H118V19H117ZM140 20L143 21L142 19H140ZM160 20H161V18H160ZM170 20H172V19H170ZM177 20H178V19H177ZM213 20H212V18H211V22H212ZM249 20H251V17H250ZM252 20H251V21H252ZM29 21H30V20H29ZM64 21H65V20H64ZM66 21H67V20H66ZM83 21H84V20H83ZM109 21H110V20H109ZM154 21L156 22L155 17H154ZM154 21H153V22H154ZM164 21H165V20H164ZM168 21H169V20H167V22H168ZM221 21H222V20H221ZM251 21H250V22H251ZM26 22L28 23V21H26ZM114 22H115V21H114ZM118 22H119V21H118ZM160 22H161V23H160ZM186 22H187V21H186ZM226 22H229V24H231V25H229V24L226 23ZM250 22H249V23H250ZM255 22L253 23V25L255 24ZM65 23H66V22H65ZM81 23H82V20H81ZM159 23L162 24V21H159ZM172 23H173V22H172ZM174 23H176V22H174ZM189 23H190V22H189ZM206 23H207V22H206ZM221 23H222V25H223L226 29H228V27H229V30H226V29L221 25ZM225 23L228 25V27L225 25ZM233 23H234V24H233ZM140 24H141V23H140ZM144 24H145V23H144ZM155 24H156V23H155ZM166 24H167V23H165V25H166ZM169 24H170V23H169ZM169 24H168V25H169ZM176 24H177V23H176ZM187 24H188V23H187ZM204 24H205V22H204ZM257 24H256V25H257ZM53 25H54V24H53ZM82 25H83V23L81 24V28H83ZM141 25H142V24H141ZM165 25H162V26L159 25V26H160V27H165V29H167L166 27H168V26H165ZM184 25H185V24H184ZM239 25H240L241 27H240ZM259 25H260V26H259ZM50 26H52V25H50ZM57 26H58V25H57ZM159 26H158V27H159ZM179 26H180V23H179ZM186 26H187V25H186ZM206 26H207V25H206ZM248 26H249V25H248ZM250 26H252V23H250ZM254 26H255V25H254ZM52 27H54V26H52ZM79 27H80V26H79ZM145 27H147V26L145 25ZM171 27H172V26H171ZM183 27H184V26H183ZM202 27H203V26H202ZM211 27H212L213 29L215 28V26H211ZM222 27H223V28H222ZM233 27H232V28H233ZM71 28H72V27H71ZM90 28H91V27H90ZM125 28H126V27H125ZM127 28H128V27H127ZM147 28H149V27H147ZM173 28H176V27H173ZM179 28H181V27H179ZM204 28H205V27H204ZM232 28H231V29H232ZM72 29H73V28H72ZM84 29H85V28H84ZM158 29H159V28H158ZM160 29H161V28H160ZM169 29L174 30V29H172V28H170V27H169ZM177 29H178V28H177ZM244 29H243V30H244ZM70 30H71V29H70ZM88 30H89V29H88ZM106 30H107V29H106ZM133 30H134V29H133ZM151 30H152V29H151ZM171 30H169V31H171ZM205 30H206V29H205ZM225 30H226V31H225ZM246 30H247V29H246ZM73 31H74V30H73ZM76 31L78 32V30H76ZM160 31H161V30H160ZM163 31H164V29H163ZM174 31H175V30H174ZM192 31H193V30H192ZM198 31H199V30H198ZM213 31H214V30H213ZM224 31H225V32H224ZM228 31H229V32H228ZM34 32H35V31H34ZM34 32H33V33H34ZM41 32H42V31H41ZM41 32H40V33H41ZM77 32H75V33L77 34ZM107 32H109V31H107ZM146 32H147V31H146ZM182 32H184V31H182ZM209 32H210V31H209ZM209 32H208V33H209ZM216 32H217V31H216ZM221 32H222V31H221ZM246 32L248 33L249 31H246ZM261 32H262V31H261ZM36 33H37V32H36ZM40 33H39V34H40ZM63 33H65V32H63ZM103 33H104V32H103ZM186 33H187V32H186ZM189 33H190V32H189ZM201 33H202V31H201ZM201 33H200V34H201ZM235 33L238 34L237 31H236ZM235 33H234V34H235ZM242 33H243V31H242ZM27 34H28V33H27ZM29 34H30V33H29ZM122 34H124V33H122ZM145 34H146V33H144V35H145ZM198 34H199V33H198ZM200 34H199V35H200ZM232 34H233V33H232ZM232 34H231V35H232ZM240 34H241V32H240ZM240 34H239V37H240ZM262 34H264V32H262ZM31 35H32V34H31ZM36 35H37V34H36ZM101 35H102V33H101ZM146 35H148V34H146ZM180 35H181V33H180ZM199 35H198L197 37H199ZM231 35H230V37H231ZM34 36H35V35H34ZM38 36H39V35H38ZM92 36H93V35H92ZM167 36H168V34H167ZM178 36H179V35H178ZM205 36H206V35H205ZM205 36H203V37H205ZM232 36L235 37V39H236V38L238 39V35H236V36H235V35H232ZM24 37H25V35H24ZM26 37H27V35H26ZM47 37H48V36H47ZM96 37H97V36H96ZM148 37H149V36H148ZM180 37H181V36H180ZM187 37H188V36H187ZM191 37H192V36H191ZM195 37H196V36H195ZM212 37H214V36H212ZM221 37H222V36H220V39H221ZM228 37H229V34L226 36V38H228ZM233 37H231V38H233ZM27 38H28V37H27ZM34 38H35V37H34ZM42 38H43V36H42ZM49 38H51V37H49ZM82 38H84V37H82ZM131 38H132V37H131ZM175 38H176V37H175ZM193 38H194V37H193ZM231 38H228V39H231ZM45 39H46V38H45ZM51 39H52V38H51ZM101 39H102V38H101ZM176 39H177V38H176ZM206 39H207V38H206ZM206 39H205V40H206ZM222 39H223V38H222ZM235 39L233 38L234 41H235ZM34 40H35V39H34ZM83 40H84V39H83ZM83 40H82V41H83ZM88 40H89V39H88ZM99 40H100V39H99ZM149 40H150V39H149ZM167 40H168V39H167ZM209 40H210V39H209ZM211 40H212V39H211ZM217 40H219V39H217ZM217 40L215 39L216 42H217ZM231 40H232V39H231ZM233 40H232V41H233ZM238 40H240V39H238ZM238 40L236 41V44H237ZM27 41H28V40H27ZM90 41H91V40H90ZM92 41H93V40H92ZM177 41L179 42V40H177ZM195 41H196V39H195ZM206 41H207V40H206ZM225 41L228 43L227 40H225ZM225 41H223V42H225ZM31 42H32V40H31ZM69 42H70V41H69ZM106 42H107V41H106ZM202 42H203V41H202ZM204 42H205V41H204ZM211 42H213V40H212ZM216 42H215V43H216ZM230 42H231V41H230ZM230 42H229L228 44L226 43L227 46H225V48L221 47V48L223 49V51H221V53L224 52V50L226 49V47H228V51H231V50H229V48L232 49V48L230 47V46H232V45H231L232 43L230 44ZM64 43H65V42H64ZM215 43H214V46L217 45L216 47H219L218 49H220L221 44H222L223 46L225 45V43H224V44L221 43V40L218 41V43H216V44H215ZM251 43H252V41H251ZM28 44H29V43H28ZM70 44H71V43H70ZM75 44H76V43H74V45H75ZM88 44H89V43H88ZM106 44H107V43H106ZM109 44H110V43H109ZM154 44H155V43H154ZM157 44H158V43H157ZM189 44H190V43H189ZM92 45H93V44H92ZM96 45H97V44H96ZM100 45H101V44H100ZM134 45H135V44H134ZM136 45H137V44H136ZM183 45H184V44H183ZM207 45L210 46V44H207ZM219 45H220V46H219ZM228 45H230V46H228ZM34 46H35V45H34ZM76 46H77V45H76ZM93 46H94V45H93ZM102 46H103V45H102ZM104 46H105V45H104ZM104 46H103V47H104ZM118 46H119V45H118ZM188 46H189V45H188ZM190 46H192V44H191ZM214 46L211 45L210 48L213 47V48L216 49V47H214ZM77 47H78V46H77ZM110 47H111V45H110ZM113 47H114V46H113ZM113 47H112V48H113ZM141 47H142V46H141ZM206 47H207V46H206ZM100 48H101V47H100ZM100 48H99V49H100ZM104 48H105V47H104ZM117 48H119V47H117ZM124 48H125V47H124ZM163 48H165V47H163ZM176 48H177V47H176ZM176 48L174 47V49H176ZM203 48H204V47H203ZM213 48H212V49H213ZM252 48H253V47H252ZM58 49H60V48H58ZM76 49H77V48H76ZM134 49H135V48H134ZM172 49H173V48H172ZM198 49H199V48H198ZM38 50H39V49H38ZM46 50H47V49H46ZM107 50H108V49H107ZM110 50H112V49L109 48V51H110ZM114 50H115V49H114ZM142 50H143V49H142ZM179 50H180V48H179ZM203 50H204V49H203ZM235 50H236V49H235ZM255 50H257V49H255ZM33 51H34V48H33ZM35 51H36V50H35ZM35 51H34L33 53H35ZM42 51H43V50H42ZM109 51H107V52H109ZM145 51H146V50H145ZM173 51H175V50H173ZM181 51H182V50H181ZM186 51H187V50H186ZM193 51H194V50H193ZM201 51H202V50H201ZM212 51H214V50H212ZM212 51L210 50V53H211L210 55H212ZM215 51H218V50H215ZM242 51H243V50H242ZM39 52H40V50H39ZM39 52H38V53H39ZM61 52H63V51H61ZM91 52H92V50H91ZM95 52H97V51H95ZM105 52H106V51H105ZM107 52H106V53H107ZM136 52H137V51H136ZM178 52H179V51H178ZM234 52H235V51H234ZM236 52H237V51H236ZM257 52H259V51L257 50ZM33 53H32V54H33ZM63 53H64V52H63ZM93 53H94V51H93ZM137 53H138V52H137ZM153 53H154V52H153ZM164 53H166V52L164 51ZM173 53H175V52H173ZM179 53H180V52H179ZM179 53H178V54H179ZM200 53H201V52H200ZM200 53H199V54H200ZM219 53H220V52H219ZM231 53H232V52H231ZM238 53H239V51H238ZM240 53H242V52H240ZM40 54H41V53H40ZM100 54H101V53H100ZM110 54H111V53H110ZM114 54H115V53H114ZM114 54H113V55H114ZM119 54H120V53H119ZM166 54H167V53H166ZM166 54H164V55H166ZM180 54H181V53H180ZM196 54H197V53H195V55H196ZM199 54H197L196 56H198ZM224 54H225V57H226V53H224ZM224 54H223V55H224ZM33 55H34V54H33ZM38 55H39V54H38ZM115 55H117V57L120 56V55H118V54H115ZM115 55L112 56V57H115ZM123 55H124V54H123ZM125 55H126V54H125ZM130 55H131V54H130ZM170 55H171V54H170ZM183 55H185V53H183ZM214 55H215V54H214ZM214 55H213V56H214ZM231 55H233V54H231ZM240 55H241V54H240ZM256 55L258 56V54H256ZM110 56H111V55L108 54V57H110ZM171 56H172V58H173V55H171ZM174 56H175V55H174ZM179 56H180V55H179ZM181 56H182V55H181ZM234 56H235V55H234ZM245 56H246V55H245ZM260 56H261V55H260ZM260 56H259V57H260ZM31 57H32V56H31ZM117 57H116V58H117ZM129 57H130V56H129ZM132 57H134V56H132ZM198 57H199V56H198ZM220 57H221V56H220ZM225 57H224V58H225ZM227 57H228V56H227ZM231 57H232V56H231ZM240 57H241V56H240ZM243 57H244V56H243ZM33 58H34V57H33ZM41 58H42V56H41ZM126 58H127V56H126ZM157 58H158V57H157ZM172 58H171V59H172ZM178 58H179V57H178ZM183 58H185V57H183ZM183 58H182V60H184ZM196 58H197V57H196ZM209 58H210V57H209ZM221 58H223V57H221ZM228 58H229V57H228ZM244 58H245V57H244ZM244 58H243V59H244ZM260 58H261V60H262V58H264V57H260ZM53 59H54V58H53ZM108 59H109V58H108ZM158 59H159V58H158ZM168 59H169V58H168ZM175 59H177V58H175ZM179 59H180V58H179ZM179 59H178V61H179ZM198 59H199V58H198ZM210 59L212 60L213 58L211 57ZM210 59H209V61H210ZM215 59H219V58H215ZM215 59H214L215 63H214V61H213V62L211 61V62L214 63V64H216V67L218 66L219 68H220V67L223 68V67H224L223 64L217 65L216 62H217L218 60H215ZM225 59H226V58H225ZM225 59H224V60H225ZM238 59H239V58H238ZM238 59H237V60H238ZM240 59H241V58H240ZM247 59H248V58H247ZM258 59H259V58H258ZM38 60H40V59H38ZM38 60H37V61H38ZM54 60H56V59H54ZM105 60H106V58H105ZM116 60H117V59H116ZM116 60H115V61H116ZM118 60H121V59H118ZM118 60H117V61H118ZM131 60H132V59H131ZM160 60H162V59L160 58ZM160 60H159V62H160ZM188 60H189V59H188ZM196 60H197V59H196ZM224 60H223V61H224ZM237 60H236V61H237ZM259 60H260V59H259ZM259 60H258V61H259ZM74 61H75V59H74ZM170 61H171V60H170ZM180 61H181V60H180ZM180 61H179V62H180ZM185 61H186V60H185ZM209 61H208V62H209ZM228 61H229V60H228ZM253 61H254V60H253ZM43 62H44V61H43ZM46 62H47V61H46ZM46 62H44V63H46ZM56 62H58V60H57ZM120 62H121V61H120ZM162 62H163V60H162ZM211 62H210V64H212ZM234 62H235V60H234ZM242 62H243V61H242ZM40 63H41V61H40ZM59 63H60V62H59ZM62 63H63V62H62ZM65 63H66V62H65ZM93 63H94V62H93ZM96 63H97V62H96ZM144 63H145V62H144ZM172 63H173V62H172ZM232 63H233V62H232ZM237 63H238V61H237ZM249 63H251V61H250ZM259 63H260V62H259ZM261 63H262V61H261ZM261 63H260V64H261ZM214 64H213V65H214ZM239 64H241V63H239ZM252 64H253V63H252ZM254 64L257 65L258 63H256V62L254 61ZM42 65H43V64H41V66H42ZM44 65H45V64H44ZM57 65H58V64H57ZM92 65H93V64H92ZM95 65H96V64H95ZM138 65H139V64H138ZM138 65H137V66H138ZM180 65H181V64H180ZM221 65H222L223 67H222ZM45 66H46V65H45ZM173 66H174V65H173ZM175 66H176V64H175ZM197 66H198V65H197ZM201 66H202V65H201ZM206 66H208V65H205V64H204V66H203V67H205V70L208 69V67H207V69H206ZM234 66H235V65H234ZM234 66H233V67H234ZM258 66H259V65H257V67H258ZM260 66H261V68H264V65H260ZM260 66H259V68H260ZM43 67H44V66H43ZM92 67H93V66H92ZM96 67H97V66H96ZM98 67H99V66H98ZM102 67H103V65H102ZM133 67H134V66H133ZM146 67H147V66H146ZM176 67H177V66H176ZM178 67H179V66H178ZM186 67H188V66H186ZM236 67H237V66H236ZM251 67H252V66H251ZM257 67H256V68H257ZM9 68H10V67H9ZM11 68H12V67H11ZM47 68H48V67H47ZM89 68H90V67H89ZM93 68H94V67H93ZM138 68H139V67H138ZM140 68H141V67H140ZM144 68H145V67H144ZM148 68H150V67H148ZM155 68H156V67H155ZM180 68H181V67H180ZM197 68H198V67H197ZM261 68H260V69H261ZM0 69L2 70V69H4V68L1 67ZM77 69H79V68H77ZM80 69H81V68H80ZM82 69H83V68H82ZM84 69H85V68H84ZM97 69H99V68H97ZM100 69H101V68H100ZM181 69H182V68H181ZM209 69H211V68H209ZM233 69H234V68H233ZM239 69H240V68H239ZM5 70H6V67H5ZM17 70H18V69H17ZM32 70H33V69H32ZM85 70H86V69H85ZM105 70H106V67H105ZM147 70H148V69L146 68V71H147ZM215 70H216V69H212V71H213V75H214V71H215ZM218 70H219V69H218ZM262 70H264V69H262ZM6 71H7V70H6ZM99 71H100V70H99ZM111 71H112V70H111ZM182 71H183V70H182ZM199 71H200V68H199ZM209 71H210V70L207 71L208 74H210ZM235 71H236V70H235ZM2 72H3V71H2ZM4 72H5V71H4ZM18 72H19V71H18ZM28 72H29V71H28ZM28 72H27V73H28ZM30 72H31V71H30ZM102 72H103V71H102ZM140 72H141V71H140ZM148 72H149V71H148ZM164 72H165V71H164ZM236 72H237V71H236ZM9 73H10V72H9ZM12 73H13V72H12ZM15 73H17V72H15ZM20 73H21V72H20ZM27 73H26V74H27ZM35 73H36V72H35ZM53 73H54V70H53ZM103 73H104V72H103ZM109 73H110V72H109ZM109 73H107V74H109ZM123 73H124V72H123ZM166 73H167V72H166ZM29 74H31V78H32V75H34V72H33V73H29ZM55 74H57V73H55ZM92 74H93V73H92ZM117 74H118V73H117ZM125 74H126V73H125ZM143 74H144V73H143ZM149 74H150V73H149ZM191 74H192V73H191ZM196 74H199V72L196 73ZM208 74H207V75H208ZM217 74H218V73H217ZM221 74H222V73H221V71H220V76H221ZM121 75H122V74H121ZM200 75H201V73H200ZM210 75H212V74H210ZM213 75H212V76H213ZM215 75H216V73H215ZM223 75H224V73H223ZM6 76H8V75H6ZM9 76H10V75H9ZM29 76H30V75H29ZM108 76H109V75H108ZM123 76H125V75H123ZM127 76H128V75H127ZM130 76H131V75H130ZM144 76H145V75H144ZM224 76H225V75H224ZM224 76H223V77H224ZM226 76H227V75H226ZM262 76H264V75H262ZM35 77H36V76H35ZM43 77H44V76H43ZM118 77H119V76H118ZM120 77H121V76H120ZM163 77H164V76H163ZM198 77H199V76H198ZM217 77H218V79H219V78L221 79L222 76H221V77L217 76ZM229 77H230V76H227V78H229ZM14 78H15V77H14ZM14 78H13V79H14ZM18 78H19V77H18ZM18 78H17V79H18ZM62 78H63V77H62ZM70 78H71V77H70ZM112 78H114V76H113ZM164 78H165V77H164ZM199 78H200V77H199ZM208 78H209L208 76H207V77L205 76V77L203 78V80H204V79H207V81H208ZM213 78H214V77H213ZM224 78H225V77H224ZM230 78H232V77H230ZM13 79L10 78V80H13ZM109 79H110V78H109ZM115 79H116V78H115ZM115 79H114V81H115ZM120 79H121V78H120ZM200 79H202V77H201ZM211 79H212V78H211ZM211 79H210V80H211ZM225 79H226V78H225ZM241 79H242V78H241ZM244 79H245V78H244ZM244 79H242V80H244ZM246 79H247V77H246ZM19 80H20V79H19ZM21 80H22V79H21ZM26 80H27V79H26ZM33 80H34V78H33ZM74 80H75V79H74ZM87 80H88V79H87ZM111 80H113V79H111ZM168 80H169V79H168ZM171 80H172V79H171ZM173 80H174V79H173ZM176 80H178V79H176ZM176 80H175V81H176ZM203 80H201L199 83H201ZM210 80H209V81H210ZM215 80H216V78H215ZM227 80H228V81H227ZM15 81H16V79H15ZM28 81H29V80H28ZM34 81H38V80L35 79ZM47 81H48V80H47ZM65 81H66V80H65ZM70 81H71V80H70ZM76 81H77V79H76ZM114 81H113V82H114ZM178 81H179V80H178ZM205 81H206V80H204V82H205ZM209 81H208V82H209ZM246 81H247V80H246ZM30 82H31V81H30ZM38 82H39V81H38ZM49 82H50V81H49ZM66 82H67V81H66ZM79 82H81V81H79ZM109 82H110V80H109ZM117 82H118V81H116V83H117ZM121 82H122V81H121ZM222 82H223V83H226V82H227V83H233L234 81H232V79H231V81L229 82V79H226L225 82H224V79H223ZM31 83H34V82H31ZM36 83H37V82H36ZM50 83H51V82H50ZM90 83H91V82H90ZM122 83H123V82H122ZM125 83H126V82H125ZM176 83H177V82H176ZM176 83L174 82L173 84H176ZM182 83H183V82H182ZM185 83H186V82H185ZM213 83H215L214 80H213ZM217 83H219V82L216 81V85H217ZM256 83H257V82H256ZM37 84H38V83H37ZM41 84H42V83H41ZM69 84H70V87H71L72 84H71V83H69ZM110 84H111V83H110ZM171 84H172V83H171ZM202 84H203V83L199 84V86H201ZM219 84H220V85H217V87L222 85V83H219ZM245 84H246V83H244V85H245ZM16 85H17V84H16ZM31 85H32V84H31ZM31 85H30V88H31ZM33 85H35V84H33ZM179 85H180V83H179ZM186 85H187V84H186ZM226 85H227V84H224L225 88H226ZM228 85H229V84H228ZM232 85L237 86V84L235 85V83L232 84ZM262 85H264V84H262ZM35 86H36V85H35ZM35 86H32V87L35 88ZM87 86H88V85H87ZM92 86H93V85H92ZM112 86H115V85L113 84ZM138 86H139V84H138ZM187 86H188V88L192 87L191 85H187ZM187 86H186V88H187ZM189 86H190V87H189ZM229 86H231V85H229ZM229 86H228V88H229ZM234 86H233V87H234ZM253 86H254V85H253ZM255 86H256V85H255ZM257 86H258V85H257ZM260 86H261V85H260ZM72 87H73V86H72ZM115 87H116V86H115ZM117 87H118V86H117ZM117 87H116V88H117ZM178 87H179V86H177L176 89H177ZM231 87H232V86H231ZM242 87L244 88V86H242ZM246 87H247V86H246ZM46 88H47V86H46ZM65 88H66V87H65ZM88 88H89V87H88ZM90 88H94V87H90ZM118 88H119V87H118ZM127 88H128V87H127ZM184 88H185V87H184ZM184 88H182V89H183L182 91L186 90V89H184ZM193 88H194V87H193ZM200 88H201V87H198L199 90H195V92H193L194 89H190V90H189L190 93H189V92L187 93V90H186V94H185V95H189V97L193 96V98L198 99V98H199L198 96H201V95H198V94H197V95H198V96H197L198 98H197V97H195V96H196L195 94L198 93V91H199L200 93L202 92V91H200V90H202L203 87H202L201 89H200ZM222 88H223V87H222ZM222 88L219 87L218 89H220V91H221ZM225 88L223 89L224 91H225ZM237 88H241V87L238 86V87H236V89H234V88H231V89H234L235 91H237ZM31 89H33V88H31ZM31 89H30V90H31ZM70 89H73V88H70ZM141 89H142V88H141ZM173 89H175V88H173ZM215 89H217V88H215ZM226 89H227V88H226ZM251 89H252V90H251ZM253 89H254V87H253V88L250 87V91H249L248 87H247V89H244V91L247 90V92H249V93H246V91H245V94H246L247 97H248V95L251 96L252 94H254L255 92L258 91L256 88H255V89H256L257 91H256L255 89H254V90H253ZM258 89H259V88H258ZM78 90H79V89H78ZM118 90H120V88H119ZM138 90H139V89H138ZM192 90H193V91H192ZM238 90H239V89H238ZM31 91H32V90H31ZM115 91H116V90H115ZM115 91H114V92H115ZM121 91H122V89H121ZM140 91H141V90H140ZM235 91H231V92H234V94H235ZM242 91H243V90H241V92H242ZM253 91H255V92L253 93ZM0 92H1V90H0ZM35 92H36V91H34V93H35ZM41 92H42V91H41ZM52 92H53V91H52ZM52 92H51V93H52ZM81 92H84V90H83V91L81 90ZM81 92L79 91V93H81ZM137 92H138V91H137ZM137 92H136V93H137ZM147 92H148V91H146V93H147ZM203 92H207V91H203ZM214 92H215V91H214ZM238 92H239V91H238ZM250 92H251V94H250ZM32 93H33V91H32ZM34 93H33L32 95H34ZM47 93H48V92H47ZM51 93H49V94H51ZM79 93H78V94H79ZM86 93H87V92H86ZM94 93H95V92H94ZM129 93H130V92H129ZM139 93H140V92H139ZM144 93H145V92H144ZM150 93H151V92H150ZM184 93H185V91H184ZM191 93H193L195 96H194V95H191V96H190ZM207 93L209 94V91H208ZM239 93H240V92H239ZM239 93H238V94H239ZM242 93H243V92H242ZM2 94H3V93H2ZM142 94H143V93H142ZM147 94H148V93H147ZM202 94H203V93H202ZM208 94H207V96H208ZM212 94H213V93H212ZM215 94H216V93H215ZM224 94H225V93H224ZM243 94H244V93H243ZM37 95H38V93H37ZM56 95H58V94H56ZM65 95H66V94H65ZM68 95H69V94H68ZM79 95H81V94H79ZM83 95H85V94H82V99L79 98V96L77 95V96H78V99L83 100V99H84V98H83ZM96 95H97V94H96ZM119 95H120V94H119ZM121 95H122V94H121ZM131 95H132V94H131ZM149 95H150V94H149ZM149 95H147L148 98H149L151 95H152V97H154V96H153V92L151 93L150 96H149ZM209 95H210V94H209ZM217 95H218V94H217ZM231 95H233V93H232ZM240 95H242V94L240 93V94L238 95V97H239ZM30 96H31V94H30ZM47 96H48V95H47ZM49 96H51V95H49ZM92 96H93V95H92ZM97 96H98V95H97ZM107 96H108V95H107ZM204 96H205V95H203V97H204ZM242 96H243V95H242ZM254 96H255V97L257 96L258 99H259V101H255V102H257L258 104H255V105H254V111H253V110H250V111L254 112V114H252V113H251V114H252V115H255V116L250 117L251 115H249L250 118L247 119V120H246L245 116L242 117L243 115H246L247 113L250 114V111H249V110L246 112V114H245V113L242 114V113L239 111V112H238L239 115L242 114V115H240V118L238 117L239 115H238V113H237L236 111H235V113L232 112V116H233V118H234V116L236 115L237 117L235 116L234 119L239 118L240 120H241L242 118H243V119L245 118L244 120H246V122L250 120V121L247 122V123H250V122H251V123H255V122H256L257 125H256V124H253V125H256L257 128H261V131H264V112H262V111H264V91L260 90V91H258L257 95H256V93H255ZM39 97H41V94H40ZM39 97H38V98H39ZM52 97L55 98L54 95H53ZM52 97H51V98H52ZM63 97H64V96H63ZM121 97H122V96H121ZM123 97H124V96H123ZM133 97H134V96H133ZM143 97H144V95H143ZM155 97H157V96H155ZM166 97H167V96H166ZM186 97H188V96H186ZM186 97H185V98H186ZM211 97H212V96H210V99H211ZM214 97H215V95H214ZM234 97H235V96H234ZM255 97H253V98H251V99H250V97H249V98L247 99V101H248V102H250L249 100L254 101ZM257 97H256V99H257ZM66 98H67V96H66ZM75 98H76V97H75ZM94 98H96V97H94ZM193 98H190V99H193ZM208 98H209V97H208ZM212 98H213V97H212ZM241 98H242V100H241ZM245 98H246V97H245ZM17 99H18V98H17ZM19 99H21V98H19ZM34 99H36V97H35ZM73 99H74V98H73ZM128 99H129V98H128ZM154 99H155V98H154ZM187 99H189V98H187ZM219 99H220V98H219ZM219 99H218V101H216V103L219 102L222 98H221L220 100H219ZM40 100H41V98H40ZM42 100H44V99H42ZM42 100H41V101H42ZM67 100H68V99H67ZM99 100H100V99H99ZM105 100H106V99H105ZM110 100H111V98H110ZM166 100H167V99H166ZM168 100H169V99H168ZM200 100H201V97H200ZM235 100H236V98H235ZM31 101H32V100H31ZM37 101H38V99H37ZM76 101H77V99H76ZM78 101H79V100H78ZM89 101H91V100H89ZM106 101H108V100H106ZM127 101H129V100H127ZM130 101H132V100L130 99ZM169 101H170V100H169ZM191 101H192V100H191ZM202 101H203V100H202ZM226 101H227V100H226ZM241 101H242V103H241ZM243 101H244V103H243ZM2 102H4V101H2ZM67 102H69V101H67ZM67 102H64V103H67ZM71 102H73V101H71ZM79 102H80V101H79ZM91 102H92V101H91ZM99 102H100V101H99ZM104 102H105V101H104ZM172 102H175V105H176V103H177V102L173 99V101H171V103H170V105H172V106H173V103H172ZM189 102H190V101H189ZM197 102H199V103H203V102H201V101H197ZM205 102H206V101H205ZM212 102H214V101H212ZM220 102H222V100H221ZM220 102L218 103V106H219ZM20 103H21V101H20ZM62 103H63V102H62ZM80 103H81V102H80ZM105 103H106V102H105ZM136 103H137V102H136ZM136 103H135V101H134V105H135ZM138 103H139V102H138ZM138 103H137V104H138ZM145 103H146V102H145ZM166 103H167V102H166ZM216 103H215V104H216ZM223 103H224V102H222L221 104L224 106V104H225L226 102H225L224 104H223ZM231 103H233V102H231ZM237 103H238V104H237ZM237 103H235V104L233 103V104L235 105V107L238 106L239 103H241V104H245V103H246V99H244L243 97L240 96V101L237 102ZM22 104H23V103H22ZM85 104H86V103H85ZM85 104H84V105H85ZM90 104H91V103H90ZM131 104H133V103H131ZM131 104H130V105H131ZM137 104H136V105H137ZM162 104H163V102H162ZM178 104L181 105V103H180L179 101H178ZM187 104H188V103H187ZM45 105H46V102H45ZM65 105H66V104H65ZM69 105H70V104H69ZM91 105H92V104H91ZM106 105H107V103H106ZM111 105H112V104H111ZM124 105H127V104H124ZM143 105H144V104H143ZM175 105H174V107H175ZM180 105H179V106H180ZM203 105H204V103H203ZM203 105H202V108H203V107H208V106H206V104H205L204 106H203ZM216 105H217V104H216ZM2 106H3V105H2ZM4 106H5V105H4ZM16 106H17V105H16ZM127 106H129V105H127ZM138 106H139V105H137V107H138ZM144 106H145V105H144ZM182 106H183V105H182ZM186 106H187V105H186ZM195 106H196V104H195ZM223 106L220 105L219 107H223ZM49 107H50V106H48V108H49ZM52 107H53V109H54V106H52ZM72 107H73V105H72ZM89 107H91V106H89ZM95 107H96V106H95ZM95 107H94V108H95ZM110 107H112V106H110ZM115 107H116V106H115ZM122 107H123V106H122ZM125 107H126V106H125ZM129 107H130V106H129ZM163 107H164V108H163ZM163 107H162V108L164 109V111H166V114L163 113L164 111H161V110H159V111H161V113H163V114L161 115V117H163V115L165 114V115H167V117L169 118V119H168L166 116L163 117V119H165V118L167 119V120H165L166 123H169V122L171 123V121L173 122V117L176 116L175 113H178V111L174 113L175 108H176V109L178 108L177 110H179L181 113H184V111H185L186 109H187V110L189 109L188 106L186 107V109H185L184 107H182V108H181V109H183V112H182V110L180 109V107H178V105H177V107H175V108H174V107H172V108H171V107H168V108H171L172 111H173V113H174L173 115H172V114L170 115V113L168 114V112H171V111H169L170 109H169V110H166L164 104H163ZM198 107H199V106H198ZM225 107L228 108L226 104H225ZM6 108H7V107H6ZM16 108H17V107H16ZM16 108H15V109H16ZM45 108H46V107H45ZM70 108H71V107H70ZM92 108H93V106H92ZM135 108H136V107H135ZM199 108H200V107H199ZM199 108H198V109H199ZM208 108H209V107H208ZM216 108H217V107H216ZM231 108H232V107H230V109H231ZM12 109H13V108H12ZM32 109H33V108H32ZM46 109H47V108H46ZM49 109H50V108H49ZM51 109H52V108H51ZM96 109H97V108H96ZM99 109H100V108H99ZM104 109H109V108L106 107V108H104ZM104 109H102V110H104ZM113 109H114V107H113ZM116 109H117V108H116ZM133 109H134V108H133ZM133 109H132V110H133ZM137 109H138V108H137ZM173 109H174V110H173ZM218 109H221V108H218ZM1 110H2V109H1ZM13 110H14V109H13ZM18 110H19V109H18ZM21 110H22V109H20L18 112H20ZM34 110H35V109H34ZM127 110H128V109H127ZM127 110H126V111H127ZM129 110H130V109H129ZM144 110H145V108H144ZM157 110H158V109H157ZM189 110H190V109H189ZM205 110H206V109H205ZM212 110H213V109H212ZM221 110L223 111V109H221ZM226 110H227V109H226ZM261 110H262V111H261ZM6 111H8V110H6ZM22 111H23V110H22ZM31 111H32V110H31ZM48 111H50V110H48ZM48 111H47V112H48ZM67 111H68V110H67ZM96 111H98V110H96ZM119 111H120V110H119ZM134 111H135V110H134ZM139 111H140V110L138 109V112H137L138 114H139ZM190 111H191V110H190ZM190 111H185V113L188 114V112H190ZM202 111H203V109H202ZM14 112H15V111H14ZM51 112H53V111H51ZM128 112H130V111H128ZM128 112H127V113H128ZM143 112H145V111H143ZM143 112H142V113H143ZM180 112H179V114H181ZM207 112H208L209 114H211L210 117H212V115H213V117L215 116V115H214V114H215V111H209V110H208ZM211 112H212V113H211ZM27 113H29V112H27ZM31 113H32V112H30L29 114L31 115ZM68 113H69V112H68ZM103 113H104V112H103ZM121 113H122V112H121ZM142 113L140 112V114H139L140 116L135 114L136 116H139V117H140V118H139L140 121H143V120H144V118H143V120H141V118L143 117V116H142ZM145 113H146V112H145ZM153 113H154V111H153ZM159 113H160V112H158V114H159ZM161 113H160V114H161ZM185 113H184V114H185ZM213 113H214V114H213ZM216 113H217V111H216ZM226 113H230V112H227V111L225 112L224 115L227 116ZM2 114H3V111H2ZM34 114L36 115L35 112H34ZM119 114H120V112H119ZM131 114H132V113H131ZM184 114H182V115L184 116ZM187 114H186V115H187ZM233 114H234V115H233ZM248 114H247V115H248ZM30 115H29V116H30ZM32 115H33V114H32ZM32 115H31V116H32ZM35 115H33V116L35 117ZM73 115H74V114H73ZM78 115H79V114H78ZM98 115H99V112H98ZM106 115H107V114H106ZM117 115H118V114H117ZM168 115H169V116H168ZM186 115H185L184 117H186ZM197 115H198V113H197ZM224 115H223V116H224ZM229 115H230V116H229V119H230L231 114H229ZM18 116H20V115H18ZM27 116H28V115H27ZM104 116H105V115H104ZM104 116H102V118H103ZM123 116H124V115H123ZM141 116H142V117H141ZM154 116H155V115H154ZM157 116H158V115H157ZM159 116H160V115H159ZM170 116H172V117H170ZM188 116H190V115H188ZM205 116H206V115H205ZM15 117H16V116H15ZM22 117H24V116H22ZM36 117L38 118L39 116L37 115ZM41 117H42V116H41ZM161 117H157V118L159 119V122H160V118H161ZM190 117H191V116H190ZM202 117H203V116H202ZM216 117H218V116L216 115ZM216 117L213 118V119H215V121L211 118V120H209L208 122L206 121V123H205V120L203 119L204 122H203V125H202L204 131H207V129L211 131V132H210V131H207L208 134L211 135V136L208 135V136H209V139H210L211 137H214V138L216 137V140H215V141H217V137H219V135H218V136H215L217 133H218V134L220 133V134H222V135L225 134V130L222 129L224 126L221 127V126L224 124V123L222 124L223 121L221 122V121L218 120ZM253 117H254V118H253ZM30 118H33V117H30ZM39 118H40V117H39ZM110 118H111V117H110ZM125 118H126V117H125ZM170 118H172V119H170ZM176 118H178V117H176ZM186 118H188V117H186ZM233 118H231V120H232ZM252 118H253V119H252ZM33 119H35V118H33ZM41 119H42V118H41ZM103 119H104V118H103ZM147 119H148V118H147ZM188 119H189V118H188ZM219 119H221V118L219 117ZM26 120L28 121V119H25V121H26ZM42 120H44V119H42ZM50 120H51V118H50ZM59 120H61V119H59ZM106 120H107V119H106ZM106 120H105V121H106ZM131 120H132V119H131ZM131 120H128V121H131ZM139 120H138V117H137V121H139ZM174 120H175V118H174ZM178 120H180V119L178 118ZM190 120H191V119H190ZM212 120H213V121H212ZM216 120L220 122V125H221V126H220V125H216V124H219V122H216ZM231 120H230V121H231ZM237 120H238V119H237ZM244 120H243V122H241L242 120H241V121L238 120V122L235 121V122L237 123V124L235 123L236 125L233 124L234 122H233L231 125H230V123H227V124L225 123V124H226V125L229 124V126H228V128H229V127H233V126H234V127L238 126V123L240 122V123H239V127H237V128H240L241 123L243 124V127H244L245 124L247 125V123H246ZM98 121H99V120H98ZM108 121H109V119H108ZM108 121H106V122H108ZM123 121H124V120H123ZM133 121H134V119H133ZM140 121H139V122H140ZM144 121H145V120H144ZM176 121H177V119H176ZM193 121H194V120H193ZM193 121L191 120V122H193ZM211 121L214 122L215 125L213 124V126H210V125H209V122H210V124H211V123H212ZM230 121H229V122H230ZM232 121H233V120H232ZM38 122H40V120H39ZM43 122H45V121H43ZM46 122L48 123L49 121H46ZM46 122H45V123H46ZM55 122H56V121H55ZM102 122H103V120H102ZM145 122H146V121H145ZM145 122H144V123H145ZM147 122H148V121H147ZM150 122H151V121H150ZM156 122H157V121H156ZM156 122H155V123H156ZM159 122H158V123H159ZM162 122H164V121H162ZM191 122H190V123H191ZM198 122H199V120H198ZM225 122H226V121H225ZM244 122H245V124H244ZM0 123H1V122H0ZM2 123H3V122H2ZM45 123H44V124L42 123V125L44 126L43 129H44L47 125H49V126H48V128H49V127H50V124H47V123H46V126H45ZM49 123H50V122H49ZM67 123H68V122H67ZM67 123H66V124H67ZM80 123H81V122H80ZM91 123H92V120H91ZM136 123H137V122H136ZM140 123H141V122H140ZM160 123H161V122H160ZM164 123H165V122H164ZM170 123H169V124H170ZM193 123H194V122H193ZM34 124L37 125L36 123H34ZM78 124H79V123H78ZM78 124H77V125H78ZM95 124H96V123H95ZM99 124H100V123H99ZM109 124H110V123H109ZM109 124H108V125H109ZM137 124H138V123H137ZM141 124H142V123H141ZM148 124H149V123H148ZM201 124H202V123H201ZM225 124H224V125H225ZM4 125H5V124H4ZM21 125H22V124H21ZM32 125H33V123H32ZM35 125H34V126H35ZM53 125H54V124H53ZM55 125H56V124H55ZM69 125H70V124H69ZM82 125H83V124H82ZM86 125H88V124H86ZM86 125H85V126H86ZM102 125H103V124H102ZM155 125H156V124H155ZM165 125H166V127H167V129H168V126H169V125H168V124H165ZM170 125H171V124H170ZM204 125H206V128L204 127ZM232 125H233V126H232ZM246 125H245V126H246ZM19 126H20V124H19ZM29 126H30V125H28L27 127L30 128ZM39 126H40V123H39ZM73 126H74V125H73ZM85 126H84V127H85ZM92 126H93V125H92ZM92 126H91V128H92ZM95 126H97V125H95ZM103 126H104V125H103ZM153 126H154V125H153ZM188 126H189V125H188ZM215 126H218V128L215 129ZM219 126H220V127H219ZM249 126H250V124H249L248 126H246V127L250 128ZM25 127H26V125H25ZM65 127H66V126H65ZM68 127H69V126H68ZM71 127H72V125H71ZM76 127H77V126H76ZM99 127H102V126L99 125ZM99 127H93L92 130H95L94 128H97V129H98ZM109 127H110V126H109ZM156 127H157V129H158V125H156ZM234 127H233V128H234ZM243 127H241V128L243 129ZM246 127H245V128H246ZM251 127H252V126H251ZM28 128H26V129H28ZM35 128H36V126H35ZM86 128H89V127H86ZM107 128H108V126H107ZM107 128H106V129H107ZM111 128H112V127H111ZM111 128H110L109 130H112ZM126 128H127V127H126ZM151 128H152V127H151ZM22 129H23V128H22ZM40 129H42V126H40ZM57 129H58V128H57ZM57 129H56V130H57ZM76 129H78V128H76ZM97 129H96V130H97ZM101 129H102V128H101ZM114 129H115V128H114ZM114 129H113V130H114ZM159 129H160V128H159ZM169 129H170V128H169ZM212 129L217 130V131H215V132H217V133H214L215 135H214V134H211V133H212ZM218 129H219V130H220V129L223 130L224 133H222L221 131L219 132ZM230 129H231V128H230ZM252 129H253V128H252ZM23 130H24V129H23ZM28 130H29V129H28ZM103 130H104V132H105V129H103ZM116 130H117V129H116ZM171 130H172V129H171ZM196 130H198V132L201 131V130L197 129V126H196ZM234 130H236V129H234ZM234 130H233V129L230 130V134H231V136H232ZM243 130H244V129H243ZM245 130H246V133H247V132L250 133L247 129H245ZM49 131H50V130H49ZM62 131L65 132L66 130H62ZM75 131H76V130H75ZM97 131H98V130H97ZM172 131H174V130H172ZM181 131H182V130H181ZM194 131H195V130H194ZM228 131H229V129H228ZM232 131H233V132H232ZM2 132H4V131H2ZM44 132H45V131H44ZM50 132H51V131H50ZM52 132H54V131H52ZM76 132H77V131H76ZM76 132H75V133H76ZM98 132H99V131H98ZM102 132H103V131H102ZM127 132H128V131H127ZM131 132H132V131H131ZM175 132H176V131H175ZM179 132H180V130H179ZM179 132H177V134H178ZM182 132H183V131H182ZM198 132L196 131V133H197L198 135H197L196 133H194V134L197 135V136H199V134H201V133H198ZM207 132H206V133H207ZM209 132H210V133H209ZM236 132H237L236 134L238 135V132H239V131L236 130ZM253 132H256V130L253 131ZM253 132H252V133H253ZM0 133H1V132H0ZM107 133H108V132H107ZM110 133H111V132H110ZM110 133H109V134H110ZM115 133H116V132H115ZM117 133H118V132H117ZM117 133H116V134H117ZM140 133H141V132H140ZM142 133L145 134L146 132H145V133L142 132ZM239 133H240V132H239ZM243 133H245V131H244ZM248 133H247V134H248ZM252 133H251V134H252ZM62 134H64V133H62ZM102 134H103V133H102ZM109 134H107V135H105V136H108ZM112 134H113V133H112ZM128 134H129V133H128ZM180 134H181V133H180ZM228 134H229V133H227V135H228ZM247 134H246V135H247ZM31 135H32V134H31ZM173 135H175V134H173ZM212 135H214V136H212ZM233 135H234V134H233ZM242 135H243V134H242ZM242 135H240L241 137L238 135V137H240V138L243 139ZM255 135H256V134H255ZM56 136H57V135H56ZM60 136H61V135H60ZM77 136H78V135H77ZM105 136H104V138H105ZM144 136H145V135H144ZM177 136H178V135H177ZM177 136H172V137H177ZM189 136H191V135H189ZM189 136H188V138H187V139H188L187 142H190V143H191V140H192L194 137L191 136L192 139H191V138L189 139ZM205 136L208 137L207 135H205ZM223 136H224V135H223ZM225 136H226V135H225ZM228 136H229V135H228ZM235 136H236V135H235ZM243 136H245V134H244ZM250 136H251V135H250ZM4 137H5V136H4ZM65 137H66V134H65ZM109 137H110V136H109ZM147 137H149V135H147ZM179 137H180V136H179ZM185 137H186V135H185ZM199 137H200V136H199ZM236 137H237V136H236ZM246 137H247V136H246ZM252 137H254V136H252ZM17 138H18V137H17ZM83 138H84V137L82 136V139H83ZM107 138H108V137H107ZM117 138H118V137H117ZM144 138H145V137H144ZM195 138H196V137H195ZM200 138H205V137H204V136H201ZM219 138H221V137H219ZM222 138H223V137H222ZM222 138H221V140H225V141H221V140H219V142L221 141L220 144H221V143L223 144V143L226 142V139H222ZM229 138H231V137H229ZM229 138H227V140H228ZM248 138H249V137H248ZM259 138H260V137H259ZM65 139H66V138H65ZM71 139H72V138H71ZM80 139H81V138H80ZM84 139L86 140V138H84ZM84 139H83V140H84ZM87 139H88V138H87ZM131 139H132V138H131ZM147 139H148V138H147ZM174 139H176V138H174ZM212 139H213V138H212ZM212 139H211V140H212ZM237 139H238V138H237ZM244 139H246V138H244ZM72 140L74 141V139H72ZM72 140H71V141H72ZM77 140H78V139H77ZM105 140H106V139H105ZM117 140H118V139H117ZM137 140H138V139H137ZM148 140H150V137H149ZM148 140H147V142H149V143H150V142H151V143L153 142V144H155V145H152V144L150 143L154 148L152 147L151 150H148V151H150V153H151V152L153 151V149H154L153 154L151 153L152 155H154V157H152V155L149 154L150 157L154 158V159H152V160L156 161V160H158V159H156V158L164 157V156H158V155H162V153H160V152H162V150L160 151V149L158 148V150L155 151V146H157V147L159 146V145H156V143H154L156 139H155V140L152 139L153 141H152V140H151V141H148ZM170 140H171V139H170ZM176 140H178V139H176ZM189 140H190V141H189ZM197 140H198V139H197ZM246 140H248V139H246ZM251 140H252V141H251ZM251 140H248V142L250 141L248 144L251 145V143L253 142V144L255 145V141H254L255 139H254V140L251 139ZM261 140H262V138H261ZM261 140H260V142H261ZM65 141H66V140H65ZM78 141H79V140H78ZM78 141L75 140V142H78ZM127 141H128V140H127ZM143 141H144V140H143ZM145 141H146V140H145ZM156 141H157V140H156ZM171 141H172V140H171ZM173 141H174V140H173ZM178 141H179V140H178ZM178 141H177V142H178ZM195 141H196V139H195ZM200 141L202 142V139L199 140V143L202 145V143H201ZM209 141H210V140H209ZM244 141H245V140H244ZM106 142H107V141H106ZM133 142H135V141H133ZM133 142H131V143H133ZM159 142H161V141H158L157 144H159ZM210 142H212V141H210ZM262 142H264V140H262ZM135 143H136V142H135ZM135 143H134V144H135ZM141 143H142V142H141ZM143 143H144V142H143ZM161 143H162V142H161ZM161 143H160V144H161ZM174 143H175V142H174ZM193 143H194V139H193L192 144H193ZM195 143H196V145H198V144H197V141H196ZM89 144H90V143H89ZM105 144H107V143H105ZM122 144H123V143H122ZM124 144H125V143H124ZM126 144H128V146H129V143H126ZM137 144H140V142H138ZM137 144H136V146L134 145L135 147H134V146H131V147H132V148L134 147L136 150H138V147H139L140 145H142V147H144L143 144H140V145H137ZM145 144H146V143H145ZM145 144H144V145H145ZM117 145H118V144H117ZM175 145H177V144H175ZM186 145H187V144H186ZM193 145H194V144H193ZM214 145H217V143L214 144ZM242 145H244V144H239V143H237L234 139L231 140V143H230V147H231V148H230V150H229L230 152L228 153V154H229L228 157H229L230 160H228L229 163H228L227 166H226V170H227V168H228L229 171L227 170V172H229V173H227L226 170H225V168H223L222 165H220V164H222L223 161L220 162V164H219V162H217V163H218V166L220 165L219 167H220L221 169H224V171H225V175H227V177H236V176H237V177H239V176H240V177H264V150L261 149V150H259V151H256L255 148H254V149H247L246 147H244V146H242ZM256 145H258V144H256ZM66 146H67V145H66ZM82 146H83V145H82ZM95 146H96V145H95ZM100 146H101V145H100ZM118 146H120V145H118ZM122 146H123V145H122ZM137 146H138V147H137ZM161 146H162V144H161ZM178 146H179V145H178ZM178 146H177V148H178ZM181 146H182V144H181ZM190 146H191V145H190ZM96 147H98V146H96ZM110 147H111V145H110ZM124 147H125V146H123V149H124ZM136 147H137V148H136ZM164 147H165V146H164ZM183 147H184V146H183ZM195 147H196V146H195ZM256 147H257V146H256ZM258 147H259V146H258ZM260 147L262 148V146H260ZM260 147H259V149H260ZM116 148H117V147H116ZM118 148H120V147H118ZM134 148H133V152H134V154H135V153H138V152H141V151H143V150L145 149V148L142 149V148L140 147V149H139L140 151H139V150H138V151H134ZM177 148H175V149L177 150ZM181 148H182V147H180V149H181ZM109 149H110V148H109ZM126 149L129 150V148H126ZM126 149H125V150H126ZM149 149H150V148H149ZM161 149H162V148H161ZM175 149H174V151H173V149H166V155H167L166 157L169 156L168 158H170V159L173 157V158L171 159L172 162H173V161H176L179 157L181 158V155H180V154H181L182 152H180V153L178 152V154H179V155H178L176 152L179 151V148H178L177 151H176ZM182 149H183V148H182ZM182 149H181V150H182ZM110 150H112V149H110ZM146 150H147V149H145L143 153H140V154H141V158H142V156H143V159H144L145 161H147V162H145V163H147V164H145V165H148V164L150 165V164H152L154 161L151 162L152 160H151V158H150L149 156H147V155H142V154H144V153L146 152ZM164 150H165V149H164ZM170 150H172L173 152L170 151ZM187 150H188V149H187ZM187 150H186V151H187ZM204 150H205V149H204ZM217 150H219V149H217ZM115 151H116V150H115ZM159 151H160V152H159ZM167 151H168V152H167ZM130 152H132V151L130 150ZM155 152H156V154H157V153H158V154L156 155ZM127 153H128V152H127ZM168 153H169L170 155H171V154H172V155L170 156V155H168ZM216 153H218V152H216ZM130 154H132V153H128V155H130ZM134 154H133V155H134ZM173 154H177V155H175V156H177V159L174 158V155H173ZM182 154H183V153H182ZM219 154H220V153H219ZM136 155H137V154H136ZM136 155H135V156H136ZM217 155H218V154H217ZM54 156H55V154H54ZM139 156H140V155H139ZM146 156H147L148 158H146ZM156 156H157V157H156ZM178 156H179V157H178ZM204 156H205V155H204ZM207 156H209V155H207ZM35 157H36V156H35ZM136 157H137V156H136ZM166 157H165V159H166L165 161L167 162L168 158H166ZM193 157H195V156H193ZM205 157H206V156H205ZM78 158H79V157H78ZM180 158H179V160H177V162L180 161L179 163H182L183 160H181ZM201 158H202V157H201ZM207 158H209V157H207ZM43 159H44V158H43ZM69 159H70V158H69ZM74 159H76V158H74ZM106 159H107V158H106ZM147 159L151 160V161H150L151 163H150V162L148 163L149 160H147ZM160 159H162V158H160ZM209 159H211V158H209ZM37 160L39 161L40 159H37ZM66 160H67V159H66ZM120 160H121V159H120ZM162 160H163V159H162ZM193 160H194V159H193ZM71 161H72V160H71ZM78 161H79V160H78ZM123 161H124V160H123ZM207 161H208V159H207ZM209 161H210V160H209ZM209 161H208V164H206V165L202 164L203 166H205L204 168H206V170L209 168V166L212 165L211 163H209ZM224 161H225V160H224ZM235 161H239V162H238V163H234ZM22 162H23V161H22ZM93 162H94V161H93ZM156 162H157V161H156ZM172 162H171V164H172ZM210 162H211V161H210ZM175 163H176V162H175ZM192 163H193V162H192ZM217 163H216V164H217ZM230 163H232L233 165H232V164L230 165ZM37 164H38V163H37ZM43 164H44V163H43ZM87 164H88V163H87ZM155 164H156V163H155ZM167 164H168V163H167ZM196 164H197V162H196L195 164L193 163V165H195V166H196ZM210 164H211V165H210ZM237 164H238V165H237ZM249 164H250V166L248 167V170H247V173H246V174H248V176H242V175H240V173H238V172H239L240 170H242V168L244 169L245 167H247V165H249ZM30 165H31V164H30ZM152 165H153V164H152ZM157 165H158V164H157ZM157 165L155 166V168H157V169L159 168L160 170H162L161 167H160V166H157ZM174 165H175V164H174ZM174 165H173V166H174ZM177 165H178V164H177ZM179 165H180V164H179ZM191 165H192V164H191ZM207 165H208V168L206 167ZM213 165H214V164H213ZM213 165H212V167H213ZM224 165H225V164H224ZM236 165H237V167L240 166L241 169L238 170L240 167L237 169ZM32 166H33V165H32ZM75 166H76V165H75ZM79 166H80V165H79ZM164 166H165V164H164ZM199 166H200V165H199ZM199 166H196V167H199ZM230 166H231V167H230ZM232 166H235L236 168H235V167L232 168ZM85 167H86V166H85ZM147 167H149V166H147ZM175 167H176V165H175ZM177 167H178V166H177ZM179 167H180V166H179ZM181 167H182V166H181ZM212 167H211V168H212ZM5 168H6V167H5ZM67 168H68V167H67ZM69 168H70V167H69ZM69 168H68V169H69ZM110 168H111V167H110ZM110 168H109V169H110ZM136 168H137V167H136ZM155 168H153V169H155ZM199 168H200V167H199ZM41 169H42V168H41ZM76 169H78V167H77ZM79 169H80V168H79ZM106 169L108 170V168H106ZM146 169H147V168H146ZM146 169H145V170H146ZM191 169H193V168H191ZM197 169H198V168H195V169H193V170L198 171ZM209 169H210V168H209ZM42 170H43V169H42ZM44 170H45V169H44ZM193 170H192V171H193ZM94 171H98V169H97V170H94ZM146 171H148V170H146ZM210 171H211V173H212V175H213V172H215L216 170L214 171L213 169H212V170L210 169ZM212 171H213V172H212ZM80 172H81V170H80ZM110 172H111V171H110ZM143 172H144V171H142V173H143ZM153 172H154V171H153ZM153 172H152V173H153ZM157 172H159V171H157ZM160 172H161V171H160ZM164 172H166V171H164ZM164 172L162 171V174H163ZM167 172H168V171H167ZM167 172L164 173V174H165V177H166V175H167V177H168V173H167ZM216 172H217V171H216ZM216 172H215V173H216ZM95 173H97V172H95ZM104 173H106V171H105ZM107 173H109V172H107ZM107 173H106V174H107ZM111 173H113L112 175H113V177H114V172H111ZM120 173H122V172H120ZM120 173H119V174H120ZM142 173L140 174L141 176H142ZM154 173L156 174V171H155ZM174 173H176V174H173V175H178V173H179V174H180L179 176H182L181 174H183V173H180L179 171H178V172L174 171ZM192 173H193V172H192ZM196 173H198V172H196ZM218 173H219V172H217V174H218ZM29 174H30V173H29ZM41 174H42V172H41ZM115 174H116L117 177H118V174H117L116 172H115ZM128 174H129V173H128ZM149 174H150V173H149ZM157 174H158V173H157ZM162 174H158V175H161V176H162ZM194 174H195V173H194ZM198 174H199V173H198ZM79 175H80V174H79ZM137 175H138V174H137ZM184 175H185V174H184ZM204 175H205V176H204ZM27 176H28V175H27ZM29 176H30V175H29ZM98 176L103 177V176H101V175H99V174H98ZM107 176H109V175H107ZM107 176H106V178H108ZM119 176H122V175H119ZM128 176H129V175H128ZM113 177H112V179H113ZM139 177H140V176H139ZM142 177H143V176H142ZM158 177H159V176H158ZM162 177H163V176H162ZM201 177H210V178H211V177H213V176H211L210 174H206V172H204V174H203ZM45 178H46V177H45ZM47 178H48V180H49V177H47ZM89 178H90V177H89ZM109 178L111 179V177H109ZM115 178H116V177H115ZM118 178H120V177H118ZM123 178H124V177H123ZM129 178H130V177H129ZM210 178H209V179L205 178V179L210 181V180H211ZM31 179H32V178H31ZM121 179H122V178H121ZM124 179H125V178H124ZM133 179H134V178H133ZM205 179H203V180H204V181H203V182H204V187L208 189V187L212 185V181H213V180H211V183L207 184V185H209V186L206 187V185H205V183H206ZM228 179H229V178H228ZM228 179H227V183L230 184L231 179H230V180H228ZM57 180H58V179H57ZM106 180H107V179H106ZM106 180H105V182H106ZM114 180H115V179H114ZM117 180H118V179H117ZM117 180H116V181H117ZM201 180H202V179H201ZM215 180H216V181H214V182H217L218 179L215 178ZM244 180H245V179H244ZM110 181H111V180H110ZM121 181H122V180H121ZM126 181H127V178H126ZM130 181H131V180H129V182H130ZM146 181H147V180H146ZM146 181H145V182H146ZM166 181H167V180H166ZM169 181H171V180L168 179V183H167L166 185L169 184ZM209 181H207V182H209ZM228 181H229V182H228ZM242 181H243V180H242ZM49 182H50V181H49ZM64 182H65V180H64ZM71 182H72V181H71ZM118 182H119V180H118ZM203 182L201 181V183H203ZM246 182H247V181H246ZM133 183H134V181L132 182V185H134ZM170 183H171V182H170ZM201 183H200V186L197 188L198 190L195 189L196 191H198V193H200V192H201V189H203ZM237 183H239V180H238ZM106 184H108V183H106ZM113 184H114V183H113ZM125 184H126V182H125ZM129 184L131 185V182H130ZM129 184H128V185H129ZM143 184H144V183H143ZM147 184H148V183H147ZM150 184H151V183H150ZM239 184H241V183H239ZM73 185H74V183H73ZM114 185L116 186V184H114ZM119 185H120V184H119ZM126 185H127V184H126ZM153 185H154V184H153ZM172 185H173V184H172ZM176 185H177V184H176ZM176 185H175V186H176ZM215 185H216V183H215ZM253 185H254V184H253ZM253 185H251V186H253ZM115 186H114V187H115ZM136 186H137V185H136ZM143 186H146V183H145V185H143ZM162 186H163V184H162ZM168 186H169V185H168ZM212 186H213V188H214V185H212ZM217 186H218V185H217ZM231 186H232V185H231ZM236 186H237V185H236ZM242 186H244V184H242ZM242 186H241V187H242ZM246 186H247V185H246ZM246 186H244V187H246ZM255 186H257V187L259 186V189H260V188L262 187V183H260V185H255ZM260 186H261V187H260ZM36 187H37V186H36ZM50 187H51V186H50ZM149 187L151 188V185H150ZM149 187L146 186V188H148V189H149ZM173 187H174V186H172V188H173ZM177 187H178V186H177ZM193 187H194V186H193ZM195 187H197V186L195 185ZM241 187H240V189H241ZM244 187H242V189H243ZM253 187H254V186H253ZM257 187H255V188L258 189ZM32 188H33V187H32ZM73 188H74V187H73ZM115 188H117V187H115ZM115 188H114V189H115ZM170 188H171V187H170ZM213 188L210 187V189H208V190L211 192V190H212ZM246 188H250V186H249V187H246ZM26 189H27V188H26ZM42 189H43V188H42ZM47 189H48V188H47ZM52 189H53V188H52ZM52 189H51V190H52ZM57 189H58V188H57ZM63 189H64V188H63ZM75 189H76V188H75ZM79 189H80V188H79ZM119 189H120V188H118V189H116V190H119ZM178 189H179V188H178ZM182 189H183V188H182ZM214 189H215V188H214ZM107 190H108V189H107ZM137 190H138V187H137ZM139 190H141V189L139 188ZM142 190H143V189H142ZM144 190H145V187H144ZM168 190H169V189H168ZM186 190H187V189H186ZM188 190H189V189H188ZM188 190H187V192H189ZM204 190H206V189H203V191H204ZM208 190H207L206 192H208V193L211 195V197H212V195H215V193L213 194L214 190H212L211 193H210ZM262 190H264V188H262ZM42 191H43V190H42ZM42 191H41V192H42ZM100 191H101V190H100ZM120 191H121V190H120ZM133 191H134V192L136 191V187H135V189H134ZM151 191H152V189H151ZM177 191H178V190H177ZM216 191H218V188L215 189V192H216ZM238 191H241V190H239V188H238ZM243 191H244V195H245V192H247L248 190H246V191L243 190ZM243 191H241V193H242ZM46 192H47V191H46ZM82 192H83V191H82ZM101 192H102V191H101ZM104 192H105V191H104ZM121 192H122V191H121ZM129 192H130V190H129ZM137 192L140 193V195L142 194V191H140V192L137 191ZM179 192H181L180 189H179ZM225 192H226V191H225ZM49 193H50V192H49ZM51 193H52V192H51ZM76 193H77V192H76ZM144 193H145V192H144ZM146 193H147V192H146ZM151 193H152V192H151ZM166 193H167V192H166ZM171 193L174 194V192H171ZM208 193H207V195H206V194L199 195V198L196 196V198H197V199L195 198L196 201H199V202H200L201 198H203L204 195H205V196H210V195H208ZM248 193H249V191H248ZM153 194H154V193H153ZM153 194H152V195H153ZM160 194L163 195V193H160ZM179 194H180V193H179ZM186 194H187V193H186ZM246 194H247V193H246ZM46 195H47V194H46ZM78 195H80V194H78ZM100 195H101V194H100ZM126 195H127V194H126ZM137 195H138V194H137ZM145 195H146V194H145ZM148 195L150 196L149 193H148ZM183 195H184V193H183ZM191 195H192V194H191ZM217 195H218V194H216V196H214V198H212V200L215 199L216 197H218ZM242 195H243V193H242ZM244 195H243L244 198H245L246 196H249V194H247L246 196H244ZM75 196H76V194H75ZM81 196H83V195H81ZM101 196H102V195H101ZM168 196H169V195H168ZM173 196H174V195H173ZM176 196H177V194H176ZM185 196H186V195H185ZM201 196H202V197H201ZM205 196H204V198L202 199L201 202L205 201V199L207 198V197H205ZM219 196H220V199H222V196H221L220 194H219ZM250 196H251V195H250ZM250 196H249V197H250ZM254 196H255V195H254ZM124 197H125V196H124ZM130 197H132V196H130ZM162 197H164V199H165L166 195H163ZM162 197H161V198H162ZM186 197L189 198V196H186ZM191 197H192V196H191ZM200 197H201V198H200ZM211 197H210V199H211ZM226 197H227V196H226ZM226 197H224V199H225ZM235 197H236V196H235ZM74 198H77V199H78V197H74ZM81 198H82V197H81ZM81 198H79V199H81ZM102 198H103V196H102ZM102 198H101V199H102ZM120 198H121V197H120ZM192 198H194V196H193ZM218 198H219V197H218ZM218 198H217L216 200H220V199H218ZM241 198H242V197H241ZM247 198H248V197H247ZM99 199H100V198H99ZM103 199H104V198H103ZM123 199H124V198H123ZM166 199L168 200V197H166ZM199 199H200V200H199ZM208 199H209V198H208ZM208 199H206V200H208ZM227 199H228V198H227ZM227 199H225V201H226ZM229 199H230V198H229ZM255 199H256V198H255ZM83 200H84V199H83ZM83 200H82V202H83ZM167 200H166V201H167ZM193 200H194V199H193ZM256 200H257V199H256ZM70 201H71V200H70ZM79 201H80V200H79ZM123 201L126 202L125 200H123ZM145 201H146V200H145ZM223 201H224V200H223ZM245 201H246V200H245ZM111 202H112V201H111ZM120 202H122V200H121ZM130 202H131V201H130ZM188 202H189V199H188ZM192 202H193V201H192ZM205 202H207V201H205ZM213 202H214V200H213ZM41 203H42V202H41ZM47 203H48V202H47ZM78 203H79V202H78ZM112 203H113V202H112ZM131 203H133V202H131ZM175 203H177V202H175ZM190 203H191V202H190ZM194 203H195V201H194ZM196 203H198V202H196ZM210 203H211V202H210ZM247 203H248V202H247ZM247 203H246V204H247ZM52 204H53V203H52ZM74 204H75V203H74ZM101 204H102V203H101ZM126 204H127V202H126ZM138 204H140V203H138ZM158 204H159V203H158ZM168 204H169V203H167V205H168ZM170 204H171V202H170ZM203 204L205 205V203H203ZM208 204H209V203H208ZM226 204H228V201H226ZM232 204H234V203H232ZM246 204H245V206H247ZM53 205H54V204H53ZM76 205H77V204H76ZM76 205H75V206H76ZM122 205H123V204H122ZM140 205H141V204H140ZM204 205H203V206H204ZM206 205H207V204H206ZM229 205L231 206V203H229ZM234 205H237V204L235 203ZM234 205H233V206H234ZM248 205H249V204H248ZM255 205H256V204H254V206H255ZM262 205H264V204H262ZM75 206H74V207H75ZM109 206H110V205H109ZM131 206H132V204H131ZM160 206H162V205H160ZM171 206H172V205H171ZM175 206H176V204H175ZM249 206H250V207H249L250 209H251V208H254V207H253V204H251V205H249ZM251 206H252V207H251ZM260 206H261V205H260ZM260 206H259V207H260ZM110 207H111V206H110ZM140 207H141V206H140ZM143 207H144V209L146 208L145 206H143ZM150 207H151V206H150ZM158 207H159V205H158ZM169 207H170V205H169ZM172 207H173V206H172ZM206 207H207V206H206ZM236 207H237V206H236ZM257 207H258V206H257ZM40 208H41V207H40ZM40 208H39V209H40ZM105 208H106V207H105ZM119 208H120V207H119ZM119 208H118V209H119ZM162 208H163V207H162ZM162 208H161V209H162ZM204 208H205V206H204ZM209 208H210V207H209ZM234 208H235V207H234ZM261 208H262V207H261ZM44 209H45V208H44ZM72 209H73V207H72ZM106 209H107V208H106ZM110 209H111V208H110ZM147 209H148V207H147ZM161 209H160V210H161ZM242 209L244 210L245 208H242ZM242 209H241V210H242ZM246 209H248V208L246 207ZM250 209H249V211H250L249 213H251V214L253 213V217H254V216L256 215V213H257L256 208L253 209V210L255 211V213L253 212V210L251 211ZM40 210H41V209H40ZM120 210H121V208H120ZM130 210L132 211V209H130ZM140 210H141V209H140ZM231 210H235V209H231ZM236 210H237V212H238V209H236ZM243 210H242V211H243ZM257 210H258V209H257ZM259 210H260V209H259ZM110 211H111V210H110ZM112 211H113V210H112ZM118 211H119V210H118ZM123 211H124V210H123ZM185 211H186V210H185ZM209 211H210V210H209ZM244 211H245V210H244ZM244 211H243V212H244ZM246 211H247V210H246ZM124 212H125V211H124ZM146 212H147V211H146ZM219 212H220V211H219ZM219 212H218V213H219ZM234 212H235V211H234ZM234 212L231 211V213H234ZM240 212H241V211H240ZM240 212H239V215L242 216V215H243V212H242V213H240ZM259 212H260V211H258V214H259ZM118 213H119V212H118ZM131 213H133V212H131ZM141 213H142V212H141ZM143 213H144V212H143ZM143 213H142V214H143ZM186 213H187V212H186ZM186 213H185V214H186ZM224 213H225V212H224ZM228 213H229L230 215H233V214H231L229 211H228ZM246 213H247V212H246ZM111 214H112V213H111ZM125 214H126V213H124V216H125ZM150 214H151V213H150ZM235 214H236L237 216H239L237 213H235ZM251 214H250V215H251ZM254 214H255V215H254ZM258 214H257L256 216H259ZM51 215H52V214H51ZM51 215H50V216H51ZM127 215H128V214H127ZM129 215H130V211H129ZM133 215H135V214H133ZM133 215H130V216H133ZM148 215H149V214H148ZM163 215H164V213H163ZM187 215H188V214H187ZM187 215H186V216H187ZM220 215H222V214H220ZM250 215H249V216H250ZM38 216H39V215H38ZM122 216H123V214H122ZM135 216H136V215H135ZM152 216H153V215H152ZM256 216H255L254 219L259 220L258 217H256ZM148 217H149V216H148ZM142 218H144V217H142ZM142 218H141V219H142ZM146 218H147V217H146ZM150 218H152V217H150ZM150 218H149V219H150ZM154 218H156V217H154ZM92 219H93V218H92ZM98 219H100V218H98ZM127 219H128V218H127ZM144 219H145V218H144ZM156 219H157V218H156ZM156 219H155V221H156ZM261 219L264 220V217H262ZM105 220H106V219H105ZM145 220H146V219H145ZM145 220H144V222H145ZM159 220H160V218H159ZM161 220H162V217H161ZM94 221H95V219H94ZM152 221H153V219H152ZM241 221H242V220H241ZM123 222H124V221H123ZM147 222L150 223V220H149V221L147 220ZM157 222H158V221H156V223H157ZM8 223H9V221L7 222V224H8ZM104 223H105V222H104ZM106 223H107V222H106ZM118 223H119V222H118ZM149 223H148V225H152V224H149ZM151 223H153V222H151ZM94 224H95V222H94ZM157 224H158V223H157ZM159 224H161V223L159 222ZM247 224H248V223H247ZM247 224H246V225H247ZM262 224H264V223H262ZM12 225H14V224H12ZM128 225H129V224H128ZM154 225H155V228H157V227H156V224H154ZM246 225H245V226H246ZM248 225H249V224H248ZM134 226H135V225H134ZM178 226H179V225H178ZM185 226H186V225L184 224V227H185ZM261 226H262V225H261ZM95 227H97V225H96ZM102 227H103V226H102ZM102 227H101V229H102ZM144 227H146V226L144 225ZM153 227H154V226H153ZM132 228H133V227H132ZM147 228H148V227H147ZM149 228H151V227H149ZM149 228H148V229H149ZM40 229H41V228H40ZM113 229H114V228H113ZM142 229H143V227H142ZM148 229H146V232L148 231ZM183 229H185V228H183ZM186 229H188V228H186ZM186 229H185V230H186ZM107 230H108V228H107ZM115 230H116V229H115ZM144 230H145V228H144ZM216 230H217V229H216ZM95 231H96V230H95ZM111 232H112V231H111ZM119 232H120V231H119ZM119 232H118V233H119ZM141 232H143V231H141ZM216 232H217V231H216ZM26 233H27V232H26ZM105 233H106V232H105ZM130 233H131V232H130ZM132 233H133V232H132ZM182 233H185V232H182ZM182 233H181V234H182ZM186 233H187V232H186ZM192 233H193V232H192ZM214 233H215V232H214ZM94 234H95V233H94ZM109 234H110V233H109ZM109 234H107V235L110 236ZM112 234H113V232H112ZM133 234H134V233H133ZM133 234H132V235H133ZM190 234H191V233H190ZM208 234H209V233H208ZM211 234H212V232H211ZM28 235H29V234H28ZM172 235H173V234H172ZM184 235H185V234H184ZM184 235H183V238L181 237L183 240L185 239V238H184ZM196 235H197V234H196ZM202 235H203V234H202ZM111 236H112V235H111ZM116 236H117V234H116ZM123 236H124V235H123ZM138 236H139V235H138ZM188 236H190V235H188ZM192 236H193V234H192ZM192 236H191V237H192ZM20 237H21V236H20ZM28 237H29V236H28ZM121 237H122V236H121ZM121 237H119V238H121ZM130 237H131V236H130ZM136 237H137V236H136ZM185 237H186V235H185ZM201 237H202V236H201ZM228 237H229V236H228ZM111 238H112V237H111ZM114 238H115V237H114ZM114 238H113V239H114ZM122 238H123V237H122ZM125 238H126V237H125ZM125 238H124V239H125ZM186 238L188 239V237H186ZM189 238H190V237H189ZM193 238H194V236L192 237V239H193ZM198 238H199V236H198ZM198 238H196V239L198 240ZM202 238H205V239H206L207 236L202 237ZM202 238H201V239H202ZM211 238H212V240H213V237H212V236H211ZM215 238H216V237H215ZM232 238H233V237H232ZM232 238H230V239H232ZM51 239H52V238H51ZM182 239H180V240H181V243H182ZM190 239H191V238H190ZM192 239H191V240H192ZM196 239H194V240H196ZM205 239H203V241H206ZM49 240H50V239H49ZM49 240H48V242H47L46 244L49 243ZM53 240H54V239H53ZM82 240H83V239H82ZM118 240H119V239H118ZM191 240H190V241H191ZM210 240H211V239H210ZM232 240H233V239H232ZM240 240H241V239H240ZM75 241H76V240H75ZM97 241H99V240H97ZM119 241H120V240H119ZM54 242H55V241H54ZM115 242H116V241H115ZM123 242H124V241H123ZM185 242H189V239H188V240L185 239V241H184L183 243H185ZM199 242H200V241H199ZM201 242H202V241H201ZM213 242H215V241L213 240ZM111 243H112V242H111ZM120 243H121V242H120ZM177 243H178V242H177ZM190 243H191V242H190ZM195 243H196V242H195ZM195 243H193V244H195ZM205 243H206V242H205ZM234 243H235V245H237V244H236L237 242L234 241ZM238 243H239V242H238ZM243 243H244V241H243ZM39 244H40V243H39ZM97 244H98V243H97ZM186 244H187V243H186ZM186 244H185V245H186ZM188 244H189V243H188ZM191 244H192V243H191ZM197 244H198V243H197ZM197 244H196V245H197ZM200 244H201V243H200ZM87 245H88V244H87ZM123 245H124V244H123ZM182 245H184V244H182ZM196 245H194V247H196ZM198 245H199V244H198ZM198 245H197V246H198ZM222 245H223V244H222ZM222 245H221V247H224L225 244H224L223 246H222ZM37 246H38V245H37ZM37 246H36V247H37ZM112 246H113V245H112ZM216 246H218V244H217ZM229 246H233V245H230V244H229ZM237 246L239 247V245H237ZM38 247H39V246H38ZM66 247H67V246H66ZM116 247H117V246H116ZM116 247H115V248H116ZM119 247H120V246H119ZM204 247H205V245H204ZM214 247H215V246H214ZM218 247H219V246H218ZM227 247H228V245H227ZM34 248H35V247H34ZM50 248H51V247H50ZM50 248H49V249H50ZM191 248H192V247H191ZM197 248H198V247H197ZM207 248H208V247H207ZM215 248H217V247H215ZM224 248H226V246H225ZM229 248H230V247H229ZM233 248L236 250L237 247L235 248V246H234V247H232L231 249H233ZM36 249H37V248H35V250H36ZM142 249H143V248H142ZM150 249H151V248H150ZM153 249H155V248L152 247L151 250H153ZM156 249L158 250V248H156ZM156 249L153 250V253H150V251L147 249V250H148L147 253H148V252L150 253V257H149V258H150V260L152 259V261H153V259H154V261H155V259L158 260V259L162 256V255L159 254V253H161V252L158 253V251H157ZM192 249H193V248H192ZM195 249H196V248H195ZM198 249H199V248H198ZM205 249H206V248H205ZM205 249H204V250H205ZM211 249L213 250V248H211ZM220 249H221V248H220ZM222 249H223V248H222ZM226 249H227V250H226ZM226 249L221 250V252L224 251V254L228 253L229 249H228V248H226ZM40 250H41V249H40ZM101 250H102V249H101ZM160 250H161V249H160ZM163 250H165V249H163ZM163 250H162V251H163ZM207 250H208V253L205 252V254H209L210 249L208 248ZM207 250H205V251H207ZM237 250H238V249H237ZM237 250H236V252H237ZM254 250H255V249H254ZM254 250H253V251H254ZM37 251H39V250H37ZM62 251H63V250H62ZM99 251H100V250H99ZM102 251H103V250H102ZM189 251H190V249H189ZM189 251H188V252H189ZM192 251H194V250H192ZM214 251H216V249H215ZM226 251H227V252H226ZM44 252H45L46 254L43 253V251H40V253L37 254V255H38V257H40V259L42 260V264H49V263H48V262H49L48 257L45 256V255L48 254V253H47V250H46V251L44 250ZM50 252H51V251H50ZM143 252H144V250H143ZM151 252H152V251H151ZM165 252H166V251H165ZM165 252H163V253H165ZM177 252H178V251H177ZM225 252H226V253H225ZM259 252H261V251H259ZM149 253H148V254H149ZM178 253H179V252H178ZM182 253H183V252H182ZM182 253H181V255H182ZM238 253H239V250H238ZM101 254H102V253H101ZM148 254H147V255H148ZM166 254H168V253H166ZM175 254H176L175 256H177V253H175ZM183 254H184V253H183ZM185 254H187V253H185ZM205 254H204V255H205ZM214 254H215V252H214ZM219 254H221V253H219ZM222 254H223V252H222ZM222 254L220 255V259H221ZM228 254H229V253H228ZM260 254H261V253H260ZM262 254H264V253H262ZM48 255H49V254H48ZM102 255H103V254H102ZM102 255H101V256H102ZM138 255H139V254H138ZM147 255H146V256H147ZM158 255L160 256L159 258H158ZM188 255H189V254H188ZM198 255H202V254H198ZM209 255L212 256V259H213L214 256L212 255V252H211V254H209ZM216 255H218V254H216ZM229 255H230V254H229ZM237 255H239V254H237ZM111 256H112V255H111ZM135 256H137V255H135ZM139 256H140V255H139ZM164 256H166V255H164ZM172 256H174V255H172ZM178 256H179V254H178ZM205 256H206V255H205ZM205 256H202V257H205ZM235 256H236V255H235ZM186 257H187V256H186ZM217 257H218V256H217ZM223 257H224V255L222 256V258H223ZM245 257H247V256H245ZM36 258H37V257H36ZM36 258H35V259H36ZM136 258H138V257H136ZM143 258H144V257H143ZM167 258H168V256H166V259H167ZM170 258L172 259V257H170ZM178 258H179V257H178ZM178 258L176 257V259H178ZM188 258H189V257H188ZM208 258L210 259L211 257L208 256ZM227 258H229L228 255H227ZM236 258H237V257H236ZM38 259H39V258H38ZM40 259H39V261H40ZM139 259H140V258H139ZM146 259H147V258H146ZM162 259H163V257H162ZM164 259H165V258H164ZM204 259H205V260H204ZM242 259H243V261H244V258H242ZM85 260H86V259H85ZM132 260H133V259H131V262H132ZM144 260H145V259H144ZM178 260H179V259H178ZM200 260H202V259H200ZM200 260H199V261H200ZM203 260L207 262L206 264H208V261H209V260L207 261L206 257L203 258ZM210 260H211V259H210ZM214 260H215V259H214ZM233 260L235 261V259H233ZM34 261H35V260H34ZM140 261H141V259L138 260L139 263H140ZM147 261H149V260H147ZM166 261H168V259H167ZM170 261L172 262V260H170ZM176 261H177V260H176ZM227 261H229V260L227 259L226 262H227ZM230 261H231V260H230ZM234 261H233V262H234ZM252 261H253V262H251V264H255V263H256V260H255V261L252 260ZM133 262H134V260H133ZM135 262H136V261H135ZM149 262H150V261H149ZM149 262H147V263H149ZM173 262H174V260H173ZM201 262H202V261H201ZM211 262H212V260H211ZM213 262H214V261H213ZM224 262H225V260H224ZM238 262H239V261H238ZM127 263L130 264V261L127 262ZM155 263L157 264V262H155ZM158 263H159V262H158ZM245 263L248 264V263L245 262V261L242 262V264H245ZM36 264H37V263H36ZM40 264H41V262H40ZM160 264H161V263H160ZM166 264H167V263H166ZM182 264H183V263H182ZM187 264H188V263H187ZM204 264H205V262H204ZM211 264H212V263H211ZM238 264H239V263H238ZM240 264H241V260H240ZM256 264H259V263H256Z\"/></svg>", "mask_w": 264, "mask_h": 264}]
</instances>
